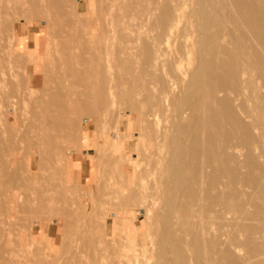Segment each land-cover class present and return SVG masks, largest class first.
Masks as SVG:
<instances>
[{
  "label": "rangeland",
  "instance_id": "374dc122",
  "mask_svg": "<svg viewBox=\"0 0 264 264\" xmlns=\"http://www.w3.org/2000/svg\"><path fill=\"white\" fill-rule=\"evenodd\" d=\"M149 1L151 2V3L149 2V4H151V5L155 4L154 0H149ZM192 1L193 0H191V1L187 0L186 1L187 2V10L196 8L197 0H194L193 3H192ZM129 2H131V0ZM161 2L162 3H160V4H162V5L165 4L164 1H161ZM188 3H189V5H188ZM79 4H80V6L77 9L78 14L76 12L77 15H75V13L72 14L74 16H71V15L69 16L68 15V17L66 19L69 20V18L72 17L73 20H72V18L70 19L72 21L71 23H73L72 26L74 28V25L76 24V26H77L76 30L78 31V30H80L81 23L85 25L86 22H84V21H87L86 24L88 25V22H89L88 18L89 17L95 18V19H97V25L95 27V30H94L93 34L95 36H98L99 34H102L103 30H104V27H103L104 23H98L99 14H98V11H97V8H98L97 3L93 2V1H88V0H79ZM160 4H159V8L160 7L162 8V6ZM193 7H195V8H193ZM133 10H134V12H136L135 9H133ZM159 10L160 9L157 10V14H158ZM130 13H132V14H130ZM136 13H138V12H136ZM129 14H130L129 20L130 19L132 20V17H134L133 18V20H134L138 16L137 14L133 13V11L130 12V10H129ZM220 14H222V13H220ZM135 15H137V16H135ZM75 16L76 17L79 16L78 19H76ZM74 19L76 21H74ZM79 19H80V23H79V21H77ZM184 19H186V17L183 18V22H184ZM74 22H77V23H74ZM181 24H183V23L181 22ZM87 25H85V27H87ZM7 28H6V32H4V40L2 41V45H1V48H0V78H1L0 79V86H1V89H3V87H4V90H2L1 103H0V105H2V107L0 106V108H1L0 109V119H1L0 120V122H1L0 125L2 126V127L0 126V130H1L0 134L2 133L1 136H0V142H2V143H0V148L3 150L2 153L4 155L3 157H4L5 161L11 159V157H13L14 155L17 154V160L20 161L21 158H22V161L24 162V164H23V162H21V164H19L18 161H15L13 163V165H12V168L14 169V173H10L9 172V174L1 175L0 176V181L3 184H5L4 186H6L5 187L6 189H10V187H11V189L13 188L12 191H14L13 193L15 195H18L19 192L21 194L24 193V195L26 193V194H29V197L31 199H34V201H30L29 202L30 207H31V209H30L31 210V214H29L30 210L28 211V209H29V207H28V209H22V211L19 210V211L15 212L13 214L15 218L12 216L13 219L11 218L10 223L0 221V226H1L0 228H2V229L4 228L3 230H5V232L7 230V232H9V237H11V238H9L10 240L8 239L9 242H6V243H8V246H9V247L7 246V249L11 250V255H13L15 257V259H17V263L18 264H132V262L134 264H161V262H162V264H189L190 261H191L190 264H196V262L199 261L198 256H200V254L197 256L196 255L197 252H195V250H196L197 246L200 245V247L198 246L199 247L198 251L200 252L201 244L203 245L205 243V241L208 240V237H209V236H206L207 233H205V232H209L211 237H212L211 234L213 232H214V234L216 233V235H215L216 237L219 234H220L221 237H222V235H224L223 241H221L222 238L219 239L220 236L217 237L218 240L215 237V240L213 242H215V241L218 242L219 241L218 243L215 242L216 244L214 243L217 247L214 246V244H211L212 240L214 239V236L212 238H209V240L211 239L209 241V242H211L210 246H208L209 245L208 241H207L208 242L207 245L205 243V246H203V248L208 249V251L211 254L215 253V249H216V253L213 254V255H214V257L216 256V254H218V256L220 255V257L217 256L218 257L217 259H220V260L222 259L221 261H223L224 258L226 257V259H225L226 262L225 261H224L225 263L221 262L222 264H230V263L231 264H239V263L240 264H243V263L244 264H249V263L250 264H264V224H263L264 219H263V222L259 221V219H260L259 216H261L262 212H264V211L261 210V209H258L257 206H256L257 208L256 207H252V205L250 206V204H252L254 202L259 203L257 201H254L255 199H257L255 196H258L259 193H260V191H259V193L257 191V189H259V186H258L257 189H255L257 191L258 195H257L256 192H253L252 195H254L255 193L256 194H255V196H252L251 193H252V190H254L253 188L255 186L257 187L256 184L257 183L260 184L259 183V178L260 179L262 178V177L257 176V175L258 174L261 175V173H262L261 171H263V170H261L259 172V170L264 167V166L262 167V163L264 161V157H263L264 156L263 155L264 154V150L261 147L258 148L259 146L250 147L246 142L245 143L247 145L243 142L245 140L244 139L245 136L242 137V135H244L243 132L245 133V131L243 130V127L245 128V130H248V132L246 131L247 134L248 133L251 134L253 132V131H251V128L254 129V127H253L254 125L252 126V124H251L252 121H251L250 124H251L252 127L250 128V126H249L250 124L248 125V123H249L248 121L250 119L251 120H253V119L251 117H249V119H247L248 116L245 117L244 111L241 112L242 108H243L242 104L244 103V101L242 99L243 98L242 91H240L239 87L237 88L239 90L238 91L239 95L241 94L240 95V99H239V97H237L238 94L236 92H235L236 94L234 93V91H236V90L233 87L230 86V83H232V81L234 82L235 78L232 77L233 75L229 77V75H231V70L228 71V72L225 71V69L226 70L228 69L226 64H225V61H224L226 58H227L226 60L228 61L227 62L228 65L230 66L231 69H233L232 68L233 67L232 66L233 65V63H232L233 60L230 57L231 53L226 52L228 47H227V45L224 46L226 43H224V44H223V42L219 43L220 40H215L213 44H216V45H212V47L215 50L214 53H215V56L217 57V59L221 58L223 60L224 66L221 65L222 63L220 65L223 66L224 68L221 67V69H219L218 68L219 65L218 66L216 65V67L213 65V64H217V62H216L217 59L215 60V58H214L215 56H214L213 50H212L213 48L210 45L209 46L211 48H209V46H207L208 48L206 47L204 49L203 48L201 49V47L199 46V43L197 44L196 42H195L196 43L195 47L192 48V50L193 49L197 50V48L199 47L198 51L200 53L198 51H196V52H198L197 55H196L195 51H192V52L190 51V54L188 56H190V59L193 62L190 63L189 61H191V60L189 59V57H186L187 59H184L185 61L183 60L184 61L183 62V66L187 67L186 66V61H187L190 64H192V63L194 64V62H195V65L198 64V66H200L199 68L202 71H204L202 68H204V67L206 68L205 69L206 75H205V77H203V81H200V84L198 83L199 85H195L196 88L198 87L200 89L199 90L200 93H197L198 89H196V93L198 95L200 94L202 96L199 95L200 97L199 96H198L199 98L197 97L199 100L196 99L194 101H197V100H198V102L200 101L199 103H200V106L202 105L201 107H203L204 104L202 102L205 99H206L205 104L208 101L207 95L206 96L203 95V94L206 93L203 90H206L205 88H207V86L204 88L203 85H206L208 82H212V80H215L213 82H215V84L216 83L218 84V82L220 80L219 78H218L219 80L216 78L218 81L216 79H211V78H209L208 75H211L214 78H215L214 74H216V77H219L218 75H222L220 78L222 79L221 81H223V82L221 84L220 83L221 81H220L219 84H221V86L218 84L217 88L220 86L223 90H221V88L219 87L220 91L217 93V95L219 93L220 94H219L218 97L216 95V98H215L216 100L218 99L217 100L218 101V103H217L218 105H215L216 102H217L216 101L215 103H213L214 106L215 107L218 106L217 110H219V108H220V109H224V110L226 109L225 111H228L226 105H228V104H229V106L232 105V103L230 104V102H232V101L228 102V100H232L231 97L236 96L237 99H236V97L233 98V100L236 99V103H235V101H233V102H234V104H238V105L237 106H233L234 105L233 104L232 106L236 107V110H237L238 107L242 106V108H241V111H240L239 108H238V111H235V109L232 106H230V109H234V113H232L233 111L230 110L226 114L227 117L224 116V114L226 112L224 110H221V112L222 111L225 112V113L222 114L224 116L223 118L227 119V120H225L226 123L224 121H222L223 119L222 120L220 119L221 120V126H222V124L225 123L227 125L226 126L227 128H228V126L229 127L231 126L232 128H231V130H229L230 128L227 129L226 127H224L223 131H221L220 134H221V137L223 139V137L226 138V136H225L226 135V133H225L226 131L227 132L229 131L230 134L234 133V135H231L234 138H231L230 136H228V135H230L229 133H227V136H228V139H230V138L233 139L236 142V144L233 142V140L230 141L231 139L227 140L226 142H224L225 141L224 140L223 142L226 144L228 141H230L231 145L234 144V146L238 145L237 143H239V146H242L243 143H244V145L241 148H244L245 151H247V153L245 151H243V152H245V154H244L241 151V148L238 146V147H236V149L232 148L230 150L231 152L230 151H229V153L226 152L225 154H223L224 156L221 157L222 154H219L220 151H218L217 150L218 147H216L217 143H221V142H219L220 140L217 142L216 141L217 139H215L216 137L217 138L219 137V133H218L219 130L218 129L222 130V127H223L222 126L220 128V125L218 124V123H220V120L217 117H219V115H220V118H221V114L218 113L219 111H217L216 108L213 107V105H212V107H210L211 109L208 108L210 106V104H212V103H209L208 104L209 106H206L208 110L206 108H203V109L206 110V112H204L205 111L204 110L201 113V107H199L198 105H196V106L199 107L198 110L200 112L198 110H195L194 109L195 108L194 104L195 103L199 104L198 102H195V103L193 102V99L196 98L195 93H193L195 95L194 98L192 97L193 94L190 95L191 98H193L192 99L193 104L191 102V105H193L192 108H189V107L187 108L186 107V106H188V104L186 105L187 101H184V102L180 101V95H183V97H184V98H182V96H181V100L182 99L185 100V96L187 97V95L185 94V90H187V89H184L183 87L187 88V85H189V83L188 84L186 83L185 85H183L185 82L183 83V82L180 81L181 82L180 83L179 81H176L177 79L176 80L174 79L175 78L174 74H172L173 76H171V74L169 75V73L172 72V67H170V65H172V64L170 62H168L171 59L170 56H172L174 51H175V53H178V52H176L177 50L179 51V49H178V48H180L179 47L180 44L178 46V43L180 41L179 39H177L178 41H173V40H176V39H173V40H171L173 42H171V43L169 42L170 45L167 44V47L164 46L165 48H163V53H164L165 56L162 53L163 56H161V57L163 59L159 60V65L158 66L162 65L160 63V61H162V63H165V61L168 60L165 64H163V65H166V66H167V63L170 64V65L168 64L167 67H169V68L166 70L168 75L171 76V77H174L173 78V80L175 82L174 85L180 83L181 87L183 86L182 87L183 89H181L180 84L176 85L175 86L176 88L174 87L176 90L173 89L174 91H177L175 93L172 90V92L174 93V95L176 97L172 94V92L170 93V95L172 94L175 97L174 98L175 100H177V98L179 97V102L180 103L182 102V106L184 104L185 105L183 107H181V104L178 102V100L175 101V103H173L174 99L173 98H172L173 100L171 99V97H173V96H169V103L172 106L171 110H169V111H171L172 113L171 112H167V113H170L169 116L167 115V113H166V115H165V113L163 115L160 114V116L162 118V122H163V125H164L163 127L165 129H168V126H169L170 129H168L169 130L168 132H167V130H165V132L162 131V132H164L162 135H165L164 138H162L163 137L162 135H161L162 137H160V135L157 137L158 133L157 134L155 133V132H158V130L156 129V125L152 126V124H153L152 120L150 122H149V120H147V115H146L147 114V109H145L147 107L142 102L144 97H146V93H143V92H145L147 90V88H149L151 90L152 85H150L148 87V84L151 83L150 80L154 79V78L149 79L150 76H151V75H149L151 73V72L149 73V71H151L152 68H153L152 69V74L153 73L154 74L155 73L158 74V75L155 74L154 77L158 76L157 81H159V84L161 83V80H164L165 82L162 81V83L166 84L167 75H166V77L164 79L161 78V77H164L165 73H166V72H164V74H163V70L161 71V68H163L165 70L166 66H163V67L156 66L154 68L152 65H149L150 63L148 64V60L145 59L142 56V54H141V53L144 52L143 55L145 54V57L147 56V53H146L147 52V48L142 46V43H141L142 41H143V43L145 41L144 38L146 37V31H148L147 29L149 28V27L148 28L146 27L147 29H146V31H144L145 32V36H143V38H142V34H144V32H142L141 38L139 39V41L142 40V39L143 40L140 41V43H138V45L141 44L142 47L139 45L140 47L136 46L138 49H136V47H130V49H129V52H132L131 48H133V50H135V52L137 51V53L139 51V55L142 56L143 60L144 59L146 60V62H144L142 64L143 65L146 64V65L145 66H141L142 65L141 63H140L141 65L140 64H136L137 67H140L141 71H139L138 70L139 68L136 67V69H135L136 73L134 71H133V73H131L132 70L136 66L135 63H137V62H135V61L139 60L138 63L142 62V60L140 61V59H142V58L139 57V55H137V53H136L137 57L135 56V59L133 57V59L135 60V61L134 60L133 61L135 63H130V64H133V65H131L130 69L132 68V66L134 68L131 69V71H129L130 69L128 70L127 68H125V70L127 69L132 75L133 74H138V76H137L138 79H140L142 76L144 77V75L147 77V73H149L148 74L149 78L148 77L147 78L144 77L147 80L149 79L150 83L147 80H145L148 83V84H146L147 86L145 85V83H146L145 81H144L145 83L142 82L144 78L140 79V80H142L141 81L142 83H140V84H143L144 87L146 86L147 87V88L145 87L146 90H145V88L143 86L140 87L141 85L138 86V84L135 83L138 79H136L133 82H131V83H133V85L129 82L132 86L136 85V87L142 88L140 90V92L142 93L141 95H143V96H141L143 99H140L141 103L138 102V104H140V106H137V103H134L132 101V99H133V100H135V102H137L139 100V98H141L140 97V93L136 94L139 91V90L137 91V89H136V92H134V93L136 95H139L138 96L139 98H137V96L135 94L134 95L136 97H133L134 95L132 96L131 95L132 93H130V92H129V94H130L129 97H127L126 96V91H125L127 88H124L125 86H123V88L125 90H122V91L125 92V96L126 97H123L124 94H121V95H123L122 96L123 100H122V97L120 96V89L122 88V84L123 83H120L122 81V79H121V81L119 80L120 78L118 76V73L120 72V69H122L124 65L119 64V62L116 63L119 66H117L115 64L112 65L110 70H112L111 72L115 73V77L117 78V79L116 78L115 79L119 80V81H116L114 79L116 81L114 86L118 85L117 86V91L118 92L114 91L116 86L113 88V92H114V95L117 94L116 97H118V93H119V97L121 98L119 100H118V98H116L118 100V101L116 100L118 102V105L119 104L120 105L118 106L117 103L115 104L114 112L111 111L113 113V116H112V113L110 112V109L108 107H100V108H98V106H100V105L103 106V105H107L108 104V96L105 97V99H104V96H106V95H104L103 97H98V99L96 98L97 101H96V99H92V100H94V103H93V101H91L90 104H92V103L93 104H92V107H89V108H93L92 110H94V106H95V110L93 112H91L92 111L91 109H89L90 110L89 111L88 108H87V110L84 111L85 108H83V109L81 108V110H79V112H81V113L78 112V114H77L78 117L76 116V123L75 124L72 123L69 118L61 117L60 122L63 123V128H65L67 126L66 124H70L71 126H75V128L71 131V134H69L71 136L64 142V145H59L58 147H51L50 149L47 150L46 153L43 154V156H42L43 158H40V156L37 153H34L35 145L33 144V141L30 140V138L33 136L32 128H31L32 116H31V113L28 110L29 108L24 105V103L22 102L23 100L21 98H23V93H24L25 90H27L26 89L27 86H28L29 89H31V87H33V82L31 80H29L28 77L25 74L26 71H28V69L33 66L32 64L36 63V61L34 59H39L38 60L39 64L43 63V65H47V66L51 67L53 65L55 56H56V58L59 56V53L57 51V49L59 47L58 46L59 38L53 33L51 28L48 29L46 27V19L45 18L37 19V17H35V16L31 17L30 15L27 18L18 16V15H13V17L11 19V22L9 23ZM26 29L28 30V33H30L31 41L28 40V37H27V35L25 33ZM47 30H48L49 33L47 32ZM5 33H6V35H5ZM97 33H99V34H97ZM194 34H196V35H194ZM190 35L191 36L193 35V38L192 37L191 38L188 37L190 39L189 40L190 42H192L191 41L192 39H195V41H197L199 35H198V32L196 30H195L194 33L191 32L189 34V36ZM228 37H229V35L226 36L227 39H228ZM117 40H119V41H117ZM116 41L117 42H115V43H118V44H120V42H121L120 39H116ZM221 43L223 44L224 49H223V47H221L222 46V45H220ZM130 44L131 43H129V46H131ZM217 44H218V46L220 48L218 47L216 49L215 46H217ZM116 46H119V45L116 44ZM52 47H54V48H52ZM49 49H50V51H49ZM139 49L141 51H143V50L144 51L141 52ZM167 49H168V51H167ZM206 49H207V51H206ZM208 49L212 50V51L211 50L210 51L212 52V55L214 56L211 59V63L212 62H214V63L211 64V65H213L215 70L218 68V70H216V71H219V73L218 72H216V73L213 72L214 73L213 74L212 71H215V70L211 69L213 67L210 68L211 70L208 67V66H210L209 65L210 61L208 62V60L205 59V58H207L209 56H212V55H208V54H211V52ZM218 49L220 50V53L217 52V51H219ZM114 50H115V47H114ZM145 50H146V52H145ZM223 50H224V52H223ZM54 52H55V54H54ZM204 52H205V55H203ZM17 53L19 54V56L17 55ZM30 53H31V55H30ZM200 54H201V56H199ZM132 55L134 56V52L129 53V56L132 57ZM138 57H139V59H138ZM201 57H202V59L199 60ZM228 57H230V58H228ZM168 58H170V59H168ZM209 58H211V57H209ZM136 59H138V60H136ZM202 60L205 61V63ZM222 60H220V61H222ZM130 62H132V61H130ZM229 63L232 64V65H230ZM130 64H128V67H129ZM147 64H148L149 67H151L150 70L148 69V67H146ZM126 67H127V65H126ZM207 67H208V69H207ZM41 68L42 67H40V70L43 69V68L42 69ZM116 68H118V69H116ZM113 69H114V71H113ZM144 69L146 70V72H145ZM116 70H117V72H116ZM147 70H148V72H147ZM153 70H156V72H153ZM122 71H124V69ZM208 71H209V73L211 72V74H208ZM140 72L141 73L144 72L146 74L143 73L142 76H141ZM196 72H197V70H196ZM196 72H194L195 73L194 77H196V76L199 77L198 74L196 75ZM199 73L201 74L202 72L199 71ZM224 73H225V75H226V73H228V78H232L233 79V80L231 79L232 81L230 83L228 82L230 79L226 78ZM131 74L129 75V77L131 76ZM131 77L129 79H131ZM134 77L136 78V75L135 76L133 75L132 78L135 79ZM204 78H205V80L207 82L204 81ZM225 78H226V80H225ZM23 80H26V81H23ZM155 80H154V82H156ZM258 80H259L258 85L262 86L261 88L263 89L264 88L263 87L264 86V75H260L258 77ZM10 81L13 82V84ZM130 81H132V80H130ZM23 82L25 83V87H24V83ZM118 82L120 83V85H119ZM138 82H140V81H138ZM205 82H206V84H205ZM256 82H257V80H256ZM21 83L23 84V86H22ZM223 83H225L224 86H223ZM125 84H127V82H125ZM154 84H153V87L157 86V88H156L157 92L155 91V88H152V91H154L157 94V93L160 92L159 87H161L160 86L161 84L159 86H158V82H156ZM232 84H231L232 86H235V82L232 83ZM131 85H129V86H131ZM228 85L231 87V89L233 88L231 91H229L230 89H227L229 87ZM21 86H22V89L24 88L23 90L20 88ZM129 86H127V87H129ZM166 86H164V87H166ZM178 86L180 87V89H179ZM130 88H128V89L130 90ZM163 88L161 87V91H162ZM149 89L147 90V92H149ZM183 90H184V92L182 94L181 91H183ZM11 91L13 92V95H12ZM122 91H121V93H124ZM152 91H151V93H152ZM225 91H226V93H225ZM14 93H17L18 96H17V94H14ZM221 93L222 94L224 93V95H222ZM225 94L226 95L229 94V98L226 97ZM150 95L151 94H149L148 96H150ZM153 95H154V93H153ZM5 96H7V97H5ZM219 97L220 98L224 97L225 100H227L226 102H221V105L223 106V108H221L222 106H219L220 105V101H219L220 98ZM100 98H103L102 101L104 102V104L102 103V101H100L101 104L98 102ZM124 98L127 99V101L131 100L130 101L131 103L129 102L130 104H128L127 102H125ZM135 98H137L138 100L135 99ZM191 98L188 101L189 103L191 101ZM222 98H221V101L224 100ZM238 99L241 101V103H240V101H238ZM209 100H210V98H209ZM143 101L145 102V104H147V99L146 98ZM13 103L15 104L16 107H14ZM224 103H226V104H224ZM172 104H175V105H172ZM176 104H177V106H176ZM178 105H180L179 106L180 109L182 108L181 110H179V108H177ZM13 107L17 111V114L15 113V115L12 117V115H11L12 113L11 112L13 111V109H12ZM175 108H176V110H175ZM184 108H185V110H186V108L188 109V111L186 110L187 113L185 112ZM26 109H27V111H25ZM191 109H194L193 113L195 112L194 115L197 116V118H196V116L192 117L194 119V121L196 122V124L194 123L195 126L197 125L196 129H197V127L199 128L200 125H203L206 122L205 124L207 126L205 124L204 125L206 127L212 126L213 130H211V131L215 132V130H214L215 127L214 126L216 125V122L218 121V123L216 125L217 126V128H216L217 132L213 133V134H210L211 136L213 135V137H214V135L215 136L217 135L214 138L215 140L210 135H207V134L211 133V131H210V129H212L211 127L209 128L210 132L208 131L209 133H205V134H204V132L206 131L205 126H204L205 131H202V126L200 127L201 129L199 131L200 132L202 131L201 133H199V131L197 129V132L199 134H202V133L204 134V138H203V134H202V136L200 135V137L203 138L204 142L206 141V143H205L206 146L202 145L203 142L201 144V141H202L201 139L202 138L200 139L198 133L194 131L195 129L192 130L193 128H191L192 127L191 122H193V119L191 120V118H190L193 115L191 113V111H192ZM213 109H215L216 112H214ZM3 110H5V111H3ZM182 110H184L183 111L184 114L181 113L183 116L180 115L178 117V114H180V112ZM197 111L199 112V115L197 114L198 113ZM208 111H210V112H208ZM173 112H174V114H173ZM230 112L232 114H235V113L238 112L239 114L237 113V115L236 114L235 115L237 117L240 115V117L235 118L236 116H234L232 114H231V116H229ZM185 113H186V115H185ZM188 113H190V114H188ZM214 113H218L219 114V115H217V117L213 116L214 118H217L216 122H215L214 118L208 117V116L214 115ZM118 114L119 115L121 114V116L119 117ZM172 114L174 116L173 119H172L173 116H171ZM200 114H201V116H200ZM203 114L204 115L206 114L205 119H206V117H208V118H207V120H205V122H202V124H201V121H200V119L198 120V118H200V117L204 118ZM207 114H209V115H207ZM241 114H243L244 117L241 116ZM184 115L187 118L186 117L184 118ZM256 116H258V120H259V118H261L262 115L258 114ZM150 117L152 118V116H150ZM165 117H167L166 120L168 119V117L171 120L170 121L167 120V123H165L166 122V120L164 119ZM241 117H243V119H241L240 121L243 120L244 123L243 122L242 123L245 126L239 125L241 123V122L239 123V119ZM115 118L116 119L119 118L121 120V127L120 128H117V126H115V123H116ZM182 118L185 119V122H184L185 125L183 124L184 120ZM209 118H211V121L214 119L213 120V123L215 122L214 125L208 124V122L211 123L210 121H208ZM188 119H190L191 127H189L190 124H186V123H189ZM181 121H182V123H181ZM198 121L200 123L199 126H198ZM202 121H204V120H202ZM81 123H82L83 127L80 130V128H77V126L79 127V125ZM25 124H27V125H25ZM165 124H167V127H165ZM28 125H30V126H28ZM186 125H188V126H186ZM208 125H210V126H208ZM225 128L227 129L226 131H225ZM173 129H175V130H173ZM77 131L80 134V136L78 135V137L76 136L77 135ZM172 131H174V132H172ZM175 131H177V134H176ZM11 133H14V134H11ZM153 133H155V136H154ZM159 134H161V133H159ZM206 135L209 136L210 139L212 138V140L216 141V143L214 141H211L209 138L207 139V137L205 138ZM178 137H179V140H178ZM241 137H242V139H244V140H240V141H242V145H240V141H239V139H241ZM173 138H175V139H173ZM184 138L187 139V140H185ZM218 139H220V138H218ZM11 140H13V141H11ZM172 140H173V144L174 145L171 143ZM237 140H238V142H237ZM155 141L158 142V143L155 144L156 143ZM208 141L210 143H212V144L215 143V146L212 145L213 147L211 148V145L207 144ZM12 142H13V144H12ZM189 142H191L192 145H195L196 147L191 146L189 144ZM193 142H194V144H193ZM223 142H222V145H224ZM18 143H20V144L18 145ZM107 144H108V147L106 146ZM182 144H183V146H182ZM188 144L192 147V149L194 148L193 151L194 150L197 151L198 149H199V151L201 150L202 153L200 152V154H199V151L197 152V155H198L197 157L198 158H199V155L202 156L203 154H205V153H203L204 149L202 148V146H205L207 148L208 145H209L210 147H208V149L211 151V156L214 153L213 156H212L213 157V161L210 160L211 162H209V163L213 162L212 164L218 165V163H214L216 158H217L216 162L219 161L218 158H221V159L224 158L225 159V162H224L225 164L221 162L223 160L222 159L221 161H219V163L221 162L220 167H223V169H225V170L227 169L226 170L227 172L229 171L228 173L225 171L226 175L228 174L229 177L226 176V175H223V171L224 170L221 169L222 173H218V174H221L222 176H224V178H226V180L223 179V177L221 175L217 174V172H216L217 170L215 171L216 167L214 165H212V164H210V165L204 164V167H206V169H203L204 167L202 166V171H197V168L195 169V166L197 164H199L198 162H200L201 159H202V162H205L203 160V158L204 159L206 157L208 158L210 152H209L208 149L205 148L204 152H206V153L209 152V153L207 154V156L203 155L202 156L203 158L201 157V159H198L199 161L196 162V164H195V161L193 162V160L196 159V157H195L196 155H194V153H196V152L191 151V152H193V156L194 157L191 154L190 155L192 157L189 156L188 154L190 152H188V150H189ZM222 145L220 146V149H223ZM17 146H18V148H17ZM109 146H111V147H109ZM173 146H176L177 148L176 147L173 148ZM244 146H246V148ZM183 147H185V149H183ZM186 148H187V150H186ZM17 149H18V151H15ZM177 149H179L178 152L179 151L181 152L182 149L187 151V152H185V156H183V154H184L183 151L180 153L182 155L181 156L176 151ZM237 149L238 150L240 149L239 152L241 153V155L239 153V156L242 157V159H243V157L246 154L247 155L249 154L246 157L251 156L249 158H252V161L251 160H249V161L251 162L252 166L256 164L255 166H253L254 169H257L256 171L255 170L253 171V172H256V174H255L256 176L255 175L252 176V174H251L252 171L247 170V168L250 166V164H249V166L247 164L249 162L248 161L249 158L246 159L248 162L247 161L245 162V158H244V163L240 162L241 164H245L244 166L239 164V161L243 162V160H241V158L239 156H236V155H238V154H236L238 152ZM244 149H242V150H244ZM98 150L101 151V155L100 156L98 155V153H99ZM173 150H174L175 153L173 152ZM216 150L218 152H216ZM232 150H233V153H235L236 155L233 156ZM252 150H253V152H252ZM29 151H33V153H34V154H32V167H31V169H28V167H27V165L25 163V160L23 159L24 158L23 154H25L26 152L29 153ZM108 152H109V154H108ZM110 152H111L112 155L110 154ZM113 153H115V155L116 154L117 155L115 156ZM165 153H167V154H165ZM168 153H169V156H168ZM173 153L174 154L178 153V155L181 158L182 157L183 158L186 157V159L188 158L187 159L188 161H186L185 158L184 159L182 158L185 161V163L182 161L183 165L184 166L186 165V167L188 166L189 168L192 166L190 168V170L193 171L195 169L196 171L194 170L195 171V172L193 171L194 173H197V172L200 173L201 172L199 174V175H201V174H203L205 172L204 173L205 175L204 174L203 175H204V178H206V180L204 179V181H207V182H204L202 180L201 183H203V182L204 183H203V185L201 184V186L199 185L200 187L198 186L199 189L196 186L197 185L196 178H198V184H199L200 183L199 180L203 179V177L202 178L197 177L198 173L195 174L196 178L193 181V182L196 181L195 182V184H196L195 186H193L194 183L191 185L192 182L190 184L187 183L186 181H185L186 182L185 184L183 183V185H185V186L187 184V186L189 185V187L190 186L196 187V189L193 188L192 191H191L192 193H194L196 191L195 192L196 195L192 194V195H194L193 196L194 198L197 195H198L197 197H199V198H201V197L204 198L202 195L205 194V196H206L207 194L205 192H207V191L208 192L209 191L213 192L212 197L216 196V194H218V196H216V197H218L219 200H220V197H221L222 200H220V201L222 203L218 202V206L215 205V204H217L216 202L215 203L213 201L208 202V203H212L213 202L214 204L213 203L212 204H213V206L215 205L214 207H216V208H214L211 205H210L211 206L210 208H209V205H208V207L205 206V207H207V209H211L212 207L214 209H217V210L213 211V214L215 212L214 221L211 222V219H213V217L212 218L209 217V215L210 216L212 215L211 213H209L207 215L208 211L204 212L206 210L205 207H204L205 210L201 209L202 208L201 205L204 204L205 201L202 203L201 199L200 200L198 199V202L195 201V203H193L194 202L193 200H195L196 198L193 199V200L191 198V201H193V202H191L193 206L190 204L189 196L190 197L192 196L190 191L186 193V191L188 190L187 186L183 187V186H181V184H179V180H178V177H177L178 173L176 174L177 178L174 176V173H176L177 170H176V172H174V169L172 171V168L178 169L179 163H180V161H176L175 162V160H179L180 157L177 155L178 158L177 157L173 158V155H174ZM253 153H255V154H253ZM120 154H123V155L125 154V156H123V155L120 156ZM171 154H172V158H173L174 161H170L171 160V157H170ZM215 154L216 155L219 154V155H217V157H216ZM242 154H243V156H242ZM58 156L63 158V159H61L62 163H60V164L57 163ZM166 156H168V157L166 158ZM187 156H189V157H191L193 159L192 162L190 160L191 158H189ZM232 156L233 157L236 156V161H234L235 158L233 159ZM18 157H20V159H18ZM120 157H122V158H120ZM161 157H162V159H161ZM214 157H216V158H214ZM115 158H116V163H118V164L115 163L118 166V170L116 168V165H113L114 162H115ZM207 158L205 159V160H207L205 163H208L209 159H207ZM163 159H164V161H163ZM167 159H170V160H168V162H166ZM210 159H211V157H210ZM254 160H255V162H254L255 164L253 163ZM61 161H58V162H61ZM112 161H114V162H112ZM188 162L191 163L192 165L189 166L190 164ZM110 163H112V164H110ZM193 163L195 164V166L193 165ZM233 163H235V164H233ZM236 163L240 167L237 166L238 167L237 168L236 167ZM51 165H53V166H51ZM174 165L175 166L177 165L178 167L177 166L174 167ZM234 165H235V167L237 169L240 168L239 170L235 169L237 172H234V170H233L234 169ZM225 166H227V167H225ZM241 166H243L245 168H243ZM252 166L249 169H251ZM120 167H124V168L127 167V168L119 170V169H121ZM211 167H213L215 169H213ZM56 168H57L58 171L56 170ZM189 168L186 171H187V174L190 173L189 177H191L194 174L191 175V172H189L190 171ZM192 168H194V169H192ZM199 168H201V165H199ZM253 168L251 170H253ZM212 169L214 171H213V173H210ZM241 169L242 170L246 169L244 171L245 172L244 175H243L244 172H241ZM23 171H25V172L23 173ZM67 171L69 172V175H68ZM219 171H220V169H219ZM246 171H247L248 174L250 173L251 176H248V174H246ZM206 173H208V174H206ZM209 173L212 174L213 179H212V177L208 176ZM235 173L239 175V178L241 177L242 181H240L241 179L236 178V176H238V175H236ZM23 174H25L24 177H23ZM47 174H49V175H47ZM233 174L235 175V177L233 176ZM170 176L174 180L177 179L176 182L175 181L174 182L177 185L179 184L178 186L177 185L174 186L175 184H174L173 180H171L172 182L170 181ZM186 176H185L184 179L187 178ZM219 176L223 179V180H221L222 182L224 181V183H226L227 180H228L227 178H230L231 179L230 182H233V183L229 182V185L230 184L234 185V183H235L236 186H234V188H238V190H239V187H241V189L244 190V192L246 191L245 193H243V191H241L243 194H245L243 197H242L243 194H241V192L239 191V193L241 194V199H239V198L238 199L240 201L236 198V197H238L236 195L238 194L240 196V194L237 193L235 195L234 191H233L234 188H232L231 190L228 189L227 190L228 194H226V192H225L226 195H229V193H232V191H233V195L230 194L233 197H230V195L228 197H223L224 193L221 196L220 192L226 191V186L224 188L225 190L223 188H222L223 189L222 191L219 190V189H221V188H219L217 186L218 179L220 181V178H218ZM159 177H161V182H164V180L166 181V182H164V184L165 183L167 184L168 183L167 181L169 180V184H167V186L168 185L169 186L168 187L165 186L166 184L165 185L164 184L163 185L162 184H158L159 183L158 180H160ZM242 177H244V178L246 177L247 180H245L246 178L243 180ZM251 177L252 178L254 177L253 179L256 180V182H255V180H253L254 182L251 180L252 184L255 183L254 184L255 186L252 185L254 187L249 185V184H251L249 182ZM154 178H156L157 180L154 179ZM192 179H194V176L192 177ZM235 179L237 181L239 180L240 182L239 181L238 182L241 183V184H239ZM33 180H36L35 183H33ZM154 180H156V182H158V183H156V186L153 184V183H155ZM189 181H191V180L189 179L188 182ZM4 182H6V183H4ZM170 182L173 185H171ZM16 184L18 185L17 187L15 186ZM31 184H32V187H31ZM62 184H63V186H62ZM120 184H122V185H120ZM227 184H228V182H227ZM159 185H162V187L165 186L167 190L166 191L163 190L164 187L161 188V186H159ZM153 186H155V187L153 188ZM158 186H159V188H158ZM170 186H174V187H172V190H170L171 189ZM237 186H239V187H237ZM176 187H179L180 189L176 188ZM14 188H15V190H14ZM173 188L174 189L176 188V189L174 190ZM227 188H230V187H227ZM176 190H177V192H176ZM45 191H47V192H45ZM1 192H2V190H1ZM210 192L208 194H210ZM58 193H59L60 196L58 195ZM189 193H190V195H188V197H187L188 199H187L186 196ZM214 193H215V195H214ZM219 193H220V196H219ZM3 194H4V192H2V194H0L1 198L4 196V198H3L4 200L5 199L6 200L10 199L9 193H5L4 195ZM125 194H127V195H125ZM184 194H186V195H184ZM248 194H249V196H251V197H249L251 200H252V197H255V199L252 200L254 202H252V201H248L247 202L246 201V199H249V198H247ZM52 195L56 196V197L52 198ZM123 196L124 197L126 196V197L123 199ZM262 196H264V195L261 193L260 197L258 196L259 197L258 200H260V198ZM36 197H40V199L38 200V199H36ZM131 197H133V198H131ZM206 197L209 198L208 196H206ZM206 197H205V199H206ZM229 197H230V202L228 200V202L225 203V201H226L225 200L224 201L225 206H222L223 205V199L224 198H226V199L228 198L229 199ZM261 199L263 200L264 198H261ZM36 200H38V201H36ZM40 200H42V201H40ZM213 200L215 201L216 199L213 198ZM207 201H209V199ZM207 201L205 202L204 205H206ZM242 201L245 202V205L248 204V205H246L247 208L244 206V203H242ZM188 202H189V204H188ZM196 202L200 204V207H201L200 209L201 210H199V211H201L203 213H206L205 215L208 216V218L210 219L209 222H211V224L213 222L215 223V224L213 223L212 225H208V224L204 225V223H203V225L206 226L208 231L206 229H205L206 230L205 232L202 231V229H204L203 228L204 226H202L201 230L199 228V226H201V222H199V220H200V217H201V215L203 213L200 214V212L197 211L199 206H198V204ZM182 203H184V204H182ZM262 203H264V202H262ZM44 204H47V205H44ZM194 204H197V206L196 205L194 206ZM242 204H243V207L241 206ZM65 205L67 207H65ZM182 205H183V207H181ZM221 206H222V208H221ZM37 207H39V208H37ZM241 207L245 208V209H243L245 214L246 213L250 214V213H248V209H249V212H250L251 208H252V210H254L253 208H256L255 210H257V211H255V212H258V210H259V212L262 211L261 214L259 213L260 214L258 216L259 219H257L256 223L253 222V224L250 225L249 223L251 221L250 222L248 221V223L244 222L245 223V225H244V223H242V224L240 223L241 220L237 222V218L239 219L240 213H241V211H243V210H241ZM218 208H221V210L220 209L218 210ZM58 209H59V211H58ZM211 210H213V209H211ZM252 210H251V213H253L255 215V212L254 211L252 212ZM23 211H25V212H23ZM189 211L191 213H189ZM221 211H223V212H221ZM197 212L200 214V215L198 214L199 215V220L197 219L198 218L197 217L198 216ZM186 214H187V216H186ZM182 215H184V216H182ZM190 215H191L192 219H190L191 218ZM251 216H252V214H251ZM256 216L255 217L254 216L251 217L252 219H250V220L255 219ZM184 219H186V220H184ZM205 219H207V218H205ZM209 219H207V220H209ZM182 220H183V223H182ZM206 222L208 223V221H206ZM233 222H235L236 224L233 223ZM174 223H176V224L174 225ZM254 223L258 225V227L260 229L259 232H257L258 230L254 231L255 229L258 228V227L255 228V226H253V225H255ZM216 224H217V226H216ZM10 225H12V226H10ZM248 225L249 226H253L254 228H250ZM94 226L97 229L94 228ZM168 226H169V228H168ZM209 226H211V228L213 226L212 230L210 229ZM220 226L222 228H224V229H222V228L221 229L225 233L220 228H218ZM82 228H84V229L82 230ZM187 228H189V229L186 231ZM217 228L219 230H221L224 234L221 235V233H222L221 231H220L221 233H217L219 231V230L217 231ZM99 229H101V230H99ZM192 230H194V232ZM195 230L198 232V234L200 236L195 235V232H196ZM198 230H200V232ZM209 230H211L213 232L211 233V231H209ZM172 231H173V233H171ZM191 231L194 233V235H193V233ZM201 231L203 233H205V236L202 237V240L200 238L201 235H203V233H201ZM249 231L252 232V233H249ZM15 232H17V233H15ZM249 234H252V235H249ZM7 235H8V233H6V236H4V237H7ZM184 235L188 236V237H186L187 241H185L187 243L184 244V241H183L182 242L183 245H181L179 243L181 242V240H183V238L181 239V237H183ZM12 236L13 237L15 236V237L13 238ZM195 236L198 237L197 239L200 238L201 241L197 240L195 238ZM204 237H206L207 239L204 240ZM3 238L0 239L1 242H3V240H4ZM12 238H13L12 241L15 240L14 241V243L16 242L15 244L11 241ZM189 238L191 239V241H190ZM5 239H7V238H5ZM184 240H185V236H184ZM188 241H190V243ZM192 241H195V243L192 242ZM203 241H204V243H203ZM191 242H192V244H191ZM197 242H201V244L197 245ZM250 242H251V244H250ZM219 243H220L221 247L219 245H217ZM9 244L11 245V247H10ZM222 244H224V246H222ZM12 245H13V248H12ZM218 246L220 248H218ZM209 247H210V250H209ZM223 248H226L227 250L223 249ZM12 249H14V250H12ZM13 251H14V253H13ZM208 251L205 250V252L209 256V252ZM211 251H213V253ZM202 252L206 255V253L204 251H202ZM252 252H253V254H252ZM4 254L8 255L7 252H4ZM163 255H165V256H163ZM205 255H204V257L202 255L200 256L202 262L199 261L200 262V263L198 262L199 264H202L204 260H205L204 261L205 263L207 261H209V260L206 261V259H208V257L206 255V257H207L206 258ZM191 257L194 259L193 263H192L193 259ZM214 257L213 258L211 257V259H214V260L210 259L211 263H209V264H212V262H214V261L215 262H217V261L219 262V260L216 261L215 260L216 257L215 258ZM245 257H246V259H245ZM202 258H206V259H202ZM260 258H262V259H260ZM140 259H142V260H140ZM195 260H196V262H195ZM216 264H218V263H216Z\"/></svg>",
  "mask_w": 264,
  "mask_h": 264
},
{
  "label": "bare ground",
  "instance_id": "6f19581e",
  "mask_svg": "<svg viewBox=\"0 0 264 264\" xmlns=\"http://www.w3.org/2000/svg\"><path fill=\"white\" fill-rule=\"evenodd\" d=\"M88 1H93V2H96L97 3V5H98V8H97V11H98V14H99V16H98V23H104V30H103V33L102 34H99V33H97V34H99L98 36H95L93 33H94V30H95V27H96V25H97V19H95V18H92V17H89L88 19V25L86 24L87 23V21H84V22H86L85 23V25H87V27H85V25L84 24H82L81 23V26H80V30H76L77 29V26H76V24L74 25V28H73V26H72V24L73 23H71L72 21L70 20L72 17H70L69 18V20H67L66 18L68 17V15L70 16H74V15H72V14H74L75 13V15H77L78 14V12H77V9L79 8V6H80V4H79V0H0V48H1V45H2V41L4 40V32H6V28L8 27V25H9V23L11 22V19H12V17H13V15H18V16H21V17H25V18H27L29 15L32 17V16H35V17H37V19H42V18H45L46 19V27L49 29V28H51L52 29V31H53V33L59 38V44H58V49H57V51H58V53H59V56L56 58V56H55V58H54V62H53V65L51 66V67H49V66H47V65H43V63L42 64H39L38 63V60L39 59H34L35 61H36V63L35 64H32L33 66L31 67V68H27L28 69V71H26V76L28 77V79L29 80H31L32 82H33V87H31V89H29L28 88V86H27V90H25L24 91V93H23V98H21L23 101V103H24V105L26 106V107H28L29 109V112L31 113V116H32V119H31V128H32V132H33V136L30 138V140L31 141H33V144L35 145V151H34V153H37L39 156H40V158H43L42 156H43V154L44 153H46L47 152V150L48 149H50L51 147H58L59 145H64V142L71 136V135H69V134H71V131L75 128V126H71L70 124H66L67 126L65 127V128H63V123L62 122H60V119H61V117H67V118H69L70 120H71V122L72 123H76V116L78 117V112H79V110H81V108L83 109V108H85L84 109V111L85 110H87V108H88V110L89 109H93V108H89V107H92V104L94 103V100H92V99H98V97H103L104 95H106V96H104V99H105V97H107L108 96V104L107 105H100V106H98V108H100V107H108L109 109H110V112L112 111V112H114V109H115V104L117 103V105H118V100L119 99H121L120 97H119V93H118V97H116V95L117 94H115L114 95V92H113V88L116 86H114V84H115V82L116 81H121V79H122V81L120 82V83H123L122 84V88L120 89V96L122 97L123 95H121V94H124V96L123 97H129V92L130 93H132L131 95L133 96L135 93L134 92H136V89H137V91H138V93H136V94H139L140 93V97L141 96H143V95H141L142 93L140 92V90L142 89V88H139V87H136V85L135 86H132L133 85V83H131V82H133L134 80H136V79H138V74H133L134 76L136 75V78L135 79H133L132 77H133V75L131 74V73H133V71L135 72V69H136V67H137V65L136 64H142V63H144V62H146V60L145 59H147L148 60V64L149 65H152L154 68L156 67V66H158L159 65V60H162L163 58L161 57V56H163L164 55V53H163V48H165V47H167V44H169V42L171 43V42H173V41H178L177 39H179L180 41H179V43H178V46H179V44H180V48H178L179 49V51L177 50L176 52H178V53H175V51H174V53L172 54L170 51V53L172 54V56H170L171 57V59L170 58H168V59H170L169 61L168 60H164L165 61V63L168 61V62H170L172 65H170L169 63H167V66H168V64L170 65V67H172V72L171 73H169V75L171 74V76H173L172 74H174V77H171V76H169L168 75V73H167V69L169 68V67H167L166 65H163V64H165V63H162V61H160V63L162 64V65H160V66H158V67H163V66H166V68H165V70L163 69V68H161V71L163 70V74H164V72H166L165 73V76L164 77H161V78H165L166 77V75H167V77H166V84L164 85L163 83H162V81H164V80H161V83L163 84H159V81H157V78H158V76H155L154 77V75L156 74V75H158L157 73H153L152 74V69H151V71H149V73H147V77L149 78V76H148V74L149 75H151L150 76V78L149 79H151V78H154V79H152V80H150L151 81V83L149 82V79L147 80V79H145L144 77H146L145 75H144V77L142 76V74L144 73H141V78L140 79H142V78H144L143 79V81L142 80H140V79H138L135 83L136 84H138V86L139 85H141L140 87H144V85L143 84H140V83H142V82H144L145 80H147L150 84H148L147 83V81H145L144 83H145V85L146 84H148V87L150 86V85H152V87H151V90L149 89V88H147L146 86V88H147V90L149 89V92H147V90H146V88H145V92H143V93H146V97H144V99L146 98L147 99V104H145V102L143 101L144 99L141 97V98H139L138 96L139 95H136L137 96V98H139V100L137 99V98H135V99H137L136 101L137 102H135V100H133L132 99V101L134 102V103H137V106H140V104H138V102L139 103H141L140 101V99H143L142 100V102L144 103V105H146V107L147 108H145V109H147V120H149V122L152 120V122H153V124H152V126L153 125H156V129L158 130V132H155L156 134L158 133V135H157V137L160 135V137H162V138H164L165 137V135H162L164 132H165V130H167V132L169 131L168 129H170L169 128V126H168V129H165L163 126V122H162V118H161V116H160V114H164L165 113V115H166V113L167 112H171V111H169V110H171V108H172V106H171V104L169 103V96H173L174 95V93L175 92H177V91H174L173 89H175L176 87V85H179L181 82H185L183 85H185L186 83L188 84L189 83V85H187V88L186 87H183L184 89H187V90H185V94L187 95V97L185 96V100H181V96H182V98H184L183 97V95H180V101H182V102H184V101H187V103H186V105L188 104V106H186L187 108L189 107V108H192L193 107V105H191V102H192V99L195 97V95H196V98L195 99H193V102L195 103V102H198V98L200 97V96H202V95H198L197 93H200V89L197 87L196 88V86L195 85H199L200 84V81H203V77H205V75H206V73H205V67L204 68H202L204 71H202L199 67L200 66H198V64L197 65H195V62H194V64L192 63V64H190L191 62H193L191 59H190V56H188L189 54H190V51L192 52V51H195V54L197 55V53L199 52L198 50V48H197V50L195 49H193L192 50V48H194L195 47V44L197 43H199V46L201 47V49L203 48H206L207 46H211L212 47V45H216V44H213L214 43V41L215 40H220L219 41V43L220 42H223V44L224 43H226L224 46H226L227 45V51L226 52H229V53H231V59L233 60V65L232 64H230V65H232L231 67L233 68V69H231L230 68V66L228 65V61L225 59L224 61H225V64H226V66H227V68L229 69H225V71L226 72H228V71H230L231 70V75H229V77L230 76H232V77H234L235 78V80H234V82H235V86H232L233 84L232 83H234L232 80V78H228V73H226V75H225V73H224V75L226 76V78H228V79H230L228 82L230 83L231 81H232V83H230V86L231 87H233L236 91H234V93L236 92L237 94H238V96L237 97H239V99H240V95H239V90L237 89L238 87H239V89H240V91H242V93H243V101H244V103L242 104V106H243V108H242V106L241 107H238L239 109H240V111H241V108H242V111L241 112H243L244 111V113H245V117H247L248 116V118L247 119H249V117H251L253 120H249L248 122V125L251 123V121H252V126L254 127V129L253 128H251L252 126H251V124L249 125L250 126V128H251V131H253L251 134H247V132H248V130H245V128L243 127V130L245 131V133L243 132V134L244 135H242V137L243 136H245L244 137V139H242V137H241V139H239V141L240 140H244L243 142L245 143H247L250 147H252V146H254V147H257V146H259L258 148H262L263 150H264V88L262 89L261 87L262 86H259L258 85V82H259V80H258V77L260 76V75H264V0H197V2H196V4H197V6H196V8L195 7H193V8H195V9H190V10H187V0H161V1H164L165 2V4L164 5H162V4H160V3H162L160 0H154V3L155 4H153V5H151V4H149V0H131V2H129L128 0L126 1V0H88ZM126 1V2H125ZM189 1V0H188ZM191 1V0H190ZM194 1V0H193ZM193 1H192V3H193ZM129 2V3H128ZM151 3V2H150ZM208 3V4H207ZM159 4L162 6V8L160 7L159 8ZM188 5H189V3H188ZM194 5V4H193ZM195 6V5H194ZM191 8V7H190ZM133 9H135V11L136 12H138V13H136V12H134V10ZM158 9H160L159 10V12H158V14H157V10ZM129 10H130V12H132L133 11V13H135V14H137V15H135V16H137L134 20H133V18L134 17H132V20L130 21L129 20V17H130V14H132V13H130L129 14ZM132 10V11H131ZM195 10V11H194ZM76 12H77V14H76ZM220 13H222V14H220ZM157 14V15H156ZM67 15V16H66ZM27 16V17H26ZM66 16V17H65ZM132 16V15H131ZM76 17V16H75ZM74 17V18H75ZM78 17L79 16H77L76 17V19H78ZM184 17H186V19H184V22H183V18ZM14 19V18H13ZM36 19V18H35ZM27 20V19H26ZM72 20H73V18H72ZM202 20V21H201ZM74 21H76L75 19H74ZM77 21H79V23H80V19L79 20H77ZM82 22V21H81ZM181 22L183 23V24H181ZM74 23H77V22H74ZM76 26V27H75ZM148 29H147V28ZM8 29V28H7ZM10 29V28H9ZM146 29L148 30V31H146ZM77 32H76V31ZM195 30L198 32V35H199V37H198V39H197V41H195V39H192L191 41L192 42H190L189 40V38H193V35L191 36H189V34L191 33V32H195ZM144 31H146V37L144 38V43H143V39L142 40H140V41H142L141 43H142V46H144L145 48H147V52H146V50H145V52L147 53V56L145 57V54L143 55V51H141L140 49V51L141 52H143V53H141L142 54V56L145 58L144 60H143V58H142V56L141 55H139V51H138V53H137V51L135 52V50H133V48H131V51L132 52H134V56L132 55V57L131 56H129V53H132V52H129V49H130V47H136V46H141V44H139L138 45V43H140V41H139V39L141 38V34H142V32H144ZM47 32H48V30H47ZM9 33V32H8ZM49 33V32H48ZM5 35H6V33H5ZM194 35H196V34H194ZM227 35H229V37H228V39L226 38V36ZM53 36V35H52ZM143 36H145V32H144V34H142V38H143ZM6 37V36H5ZM189 37V38H188ZM197 37V36H196ZM12 38V37H11ZM51 38V37H50ZM116 39H120V44H118V43H115V42H117V41H119V40H117L116 41ZM173 39H176V40H173ZM171 40H173V41H171ZM10 42V41H9ZM52 42V41H51ZM196 42V43H195ZM129 43H131L130 45L131 46H129ZM53 44V43H52ZM116 44L117 45H119V46H116ZM223 44L221 43L220 45H222L221 47H223V49H224V46H223ZM170 45V44H169ZM54 46V45H53ZM139 46V47H140ZM141 46V47H142ZM165 46V47H164ZM176 46V45H175ZM174 46V47H175ZM209 46V48H211ZM12 47V46H11ZM114 47H115V50H114ZM216 47V49L219 47L218 46V44H217V46H215ZM51 48V47H50ZM52 48H54V47H52ZM173 48V47H172ZM208 48V47H207ZM213 48V47H212ZM220 48V47H219ZM226 48V47H225ZM46 49V48H45ZM136 49H138L137 47H136ZM229 49V50H228ZM176 50V49H175ZM209 51L211 50V49H208ZM213 50V54H214V56H215V53H214V48L212 49ZM211 50V51H212ZM219 50V49H218ZM49 51H50V49H49ZM166 51V50H165ZM167 51H168V49H167ZM196 51H198V52H196ZM206 51H207V49H206ZM210 51V52H211ZM217 52H219L220 53V50L219 51H217ZM223 52H224V50H223ZM24 53V52H23ZM53 53V52H52ZM136 53H137V55H139V57H141L142 59H140V61L142 60V62H139L138 63V59H139V57H138V59H136V60H138V61H135L134 59H135V56H136ZM162 53H163V55H162ZM167 53V52H166ZM169 53V54H170ZM200 53V52H199ZM202 53V52H201ZM209 53V52H208ZM21 54V53H20ZM54 54H55V52H54ZM17 55L19 56V54L17 53ZM30 55H31V53H30ZM51 55V54H50ZM203 55H205V52L203 53ZM208 55H212V52H211V54H208ZM226 55V54H225ZM52 56V55H51ZM165 56V55H164ZM168 56V55H167ZM199 56H201V54L199 55ZM213 55L212 56H209V57H211V58H209V57H207V58H205V59H207L208 60V62L210 61V66H208L209 67V69L211 68V67H213V65L216 67V65L218 66L219 65V69H221V67L222 68H224L223 66H224V63H223V60L221 59V58H219V59H217V57L215 56L214 57ZM133 57H134V59H133ZM137 57V56H136ZM186 57H189V59L191 60V61H189L190 63H188L187 61H186V66L187 67H184L183 66V62L185 61L184 59H187ZM196 57V56H195ZM206 57V56H205ZM212 57H214L215 58V60L217 59V64H213L214 62H212L211 63V59H212ZM230 57H228V58H230ZM2 58V57H1ZM8 58V57H7ZM31 58V57H30ZM52 58V57H51ZM225 58V57H224ZM194 59V58H193ZM197 59V58H196ZM202 59V57L199 59V60H201ZM204 59V58H203ZM204 59V60H205ZM210 59V60H209ZM135 62H137V63H135ZM184 60V61H183ZM214 60V59H213ZM220 60H222V61H220ZM22 61V60H21ZM24 61V60H23ZM130 61H132V62H130ZM163 61V62H164ZM203 61V60H202ZM206 61V60H205ZM205 61H203L204 63H205ZM2 62V61H1ZM8 62V61H7ZM119 62V64H122V65H124L123 66V68L122 69H120V72L118 73V76H119V80H116L117 78L115 77V73H113V72H111L112 70H110L111 69V67H112V65H117V66H119L118 64H116V63H118ZM207 62V63H208ZM4 63V62H3ZM130 63H135V68L132 66V68L131 69H133L132 70V72L130 73L129 71H131V69H130V67H131V65H133V64H130ZM188 63V64H187ZM199 63V62H198ZM222 63V64H221ZM48 64V63H47ZM128 64H130L129 65V67H128ZM140 64V65H141ZM148 64H147V66L146 67H148V69L150 70V68L151 67H149L148 66ZM211 64H213V65H211ZM223 65V66H221V65ZM126 65H127V67H126ZM146 65V64H145ZM145 65H141V66H145ZM208 65V64H207ZM206 65V66H207ZM225 66V67H226ZM229 66V67H228ZM23 67V66H22ZM40 67H42L41 69L42 70H40ZM208 67H207V69H208ZM125 68H127L126 70H125ZM137 68H139L138 70L139 71H141L140 70V67H137ZM218 68L216 69V70H218ZM2 69V68H1ZM26 69V70H27ZM116 69H118V68H116ZM124 69V71H122ZM142 69V68H141ZM147 69V68H146ZM157 69V68H156ZM200 69V70H199ZM211 69H213V70H215L214 69V67L213 68H211ZM210 69V70H211ZM145 70V69H144ZM159 70V69H158ZM171 70V69H170ZM169 70V71H170ZM196 70H197V72H196ZM209 70V71H210ZM212 71V73L214 72V73H216V72H218L219 73V71ZM233 70V71H232ZM2 71V70H1ZM113 71H114V69H113ZM137 71V70H136ZM199 71L200 72H202L201 74L199 73ZM207 71V70H206ZM209 71H208V74H211V72L209 73ZM224 71V72H225ZM116 72H117V70H116ZM138 72V71H137ZM145 72H146V70H145ZM147 72H148V70H147ZM153 72H156V70H153ZM194 72H196V75L198 74L199 75V77H194ZM3 73V72H2ZM131 74V79H129L130 77H129V75ZM136 73V72H135ZM139 73V74H140ZM213 73V74H214ZM144 74H146V73H144ZM162 74V73H161ZM162 74V75H163ZM153 75V76H152ZM223 75V76H224ZM117 76V75H116ZM209 76V78H211V79H218L219 80V82L222 80L220 77L222 76V75H218L219 77H216V74H214V76H215V78L213 77V76H211V75H208ZM21 77V76H20ZM146 77V78H147ZM160 77V76H159ZM213 77V78H212ZM116 78V79H115ZM173 78L176 80V81H181L179 84H176V85H174V80H173ZM226 78H225V80H226ZM1 79V78H0ZM3 79V78H2ZM116 81H115V80ZM156 79V80H155ZM160 79V78H159ZM210 79V80H211ZM216 79V80H217ZM232 79V80H231ZM27 80V79H26ZM26 80H23V81H26ZM130 80H132V81H130ZM154 80L156 81V82H158V86L160 85L162 88L164 87V86H166V87H164L163 89H162V91H161V87H159V90H160V92L159 93H155L154 91H152V88H155V91L157 92V86L155 87H153V84L154 83H156V82H154ZM217 80V81H218ZM256 80H257V82H256ZM8 81V80H7ZM21 81V80H20ZM127 82V84H125V82ZM138 81H140V82H138ZM142 81V82H141ZM204 81H206L205 80V78H204ZM213 81H215V80H212V82H208L207 84H206V82H205V84L206 85H203L204 86V88L207 86V88H205L206 90H203V91H205L206 93L205 94H203V95H207V99H208V103L206 102V104H205V101H206V97L202 100L203 102V104L205 105H203V107H201L200 106V101L198 102L199 104H194V106H195V110H198L199 109V107H201V113H202V111H204L205 109H203V108H206L207 109V107L206 106H209L208 104L209 103H212V104H210V106L208 107V108H210V107H212V105H213V107H215L214 106V104L213 103H215L217 100L215 99L216 98V95H217V93L220 91V86H221V84H222V82L223 81H221L220 83L221 84H219V82H218V84L220 85L218 88H217V86H218V84L216 85L215 84V82H213ZM11 82V81H10ZM132 84H130V83ZM138 82V83H137ZM165 82V81H164ZM261 82V81H260ZM12 84H13V82H11ZM24 83V82H23ZM119 83V82H118ZM120 83H119V85H120ZM134 83V84H135ZM199 83V84H198ZM2 84V83H1ZM6 84V83H5ZM11 84V85H12ZM22 84V83H21ZM125 84V85H124ZM224 84L225 83H223V86H224ZM232 84V85H231ZM129 85H131V86H129ZM155 85V84H154ZM157 85V84H156ZM13 86V85H12ZM22 86H23V84H22ZM22 86L20 87L21 89H22ZM118 86V85H117ZM117 86H116V88L114 89V91H117ZM123 86H125L124 88H127L126 90L123 88ZM127 86H129V87H127ZM202 86V87H203ZM229 86V85H228ZM227 86V87H228ZM229 86V87H230ZM24 87H25V83H24ZM131 87V88H130ZM175 87V88H174ZM179 87V86H178ZM180 87H181V84H180ZM180 87H179V89H180ZM181 87V89H183ZM200 87V86H199ZM227 88V89H230L229 91H231L232 89H231V87L230 88ZM264 87V86H263ZM120 88V87H119ZM128 88H130V90L128 89ZM139 88V89H138ZM24 89V88H23ZM22 89V90H23ZM29 89V90H28ZM178 89V88H177ZM196 89H198L197 90V93H196ZM219 89V90H218ZM226 89V90H227ZM2 90H4V87H3V89H1V86H0V103H1V94H2ZM122 90H125L126 91V96H125V92L124 91H122ZM154 90V89H153ZM172 90L174 91V93L172 92ZM176 90V89H175ZM221 90H223L222 88H221ZM121 91L122 92H124V93H121ZM144 91V90H143ZM151 91H152V93H151ZM180 91V90H179ZM12 92V91H11ZM118 92V91H117ZM172 92V94L170 95V93ZM182 92V94H183V92H184V90L183 91H181ZM223 92V91H222ZM151 94L150 96H148L149 94ZM153 93H154V95H153ZM179 93V92H178ZM193 93H195V95L193 94ZM225 93H226V91H225ZM235 93V94H236ZM14 94H17V93H14ZM181 94V93H180ZM193 94V95H192ZM220 94V93H219ZM219 94L217 95V97L219 96ZM222 94V93H221ZM230 94V93H229ZM229 94L228 95H226L225 94V96L226 97H228L229 98ZM234 94V95H235ZM6 95V94H5ZM12 95H13V92H12ZM11 95V96H12ZM133 96V97H136V96ZM145 95V94H144ZM178 95V94H177ZM190 95H192V97L193 98H191V96ZM222 95H224V93L222 94ZM231 95V94H230ZM8 96V95H7ZM7 96H5V97H7ZM17 96H18V94H17ZM175 96V95H174ZM171 97V99L173 98H175V97ZM179 96V95H178ZM191 98V101H190V103L188 102L189 100H190V98ZM199 96V97H198ZM224 96V97H225ZM232 96V95H231ZM230 96V97H231ZM22 97V96H21ZM123 97H122V100H123ZM131 97V96H130ZM148 97V98H147ZM198 97V98H197ZM204 97V96H203ZM210 98V100H209V98ZM222 98V99H224L225 100V98ZM234 97H236V96H233V97H231V99L232 100H228V102H230V101H232V102H230V104L232 103V105L234 104V102L233 101H235V103H236V99H237V97H236V99L235 100H233V98ZM16 98V97H15ZM116 98H118V100L116 99ZM189 98V99H188ZM220 98V97H219ZM221 98L219 99V101H220V105L219 106H222L221 105V102H226L227 100H223V101H221ZM4 99V98H3ZM97 99H96V101H97ZM101 99V100H100ZM99 99V103L101 104V102L100 101H102L103 100V98H100ZM172 99V100H173ZM188 99V100H187ZM196 99H198L197 101H194V100H196ZM238 99V101H240ZM117 100V101H116ZM124 100H125V102H127L128 104H130L131 102V100L130 101H127V99H125L124 98ZM177 100H178V102H179V97L177 98ZM177 100H173L174 102L173 103H175V101H177ZM13 101V100H12ZM91 101H93V103L92 104H90V102ZM146 101V100H145ZM9 102V101H8ZM21 102V101H20ZM120 102V101H119ZM124 102V101H123ZM130 102V103H129ZM172 102V101H171ZM182 102L180 103L181 104V107H183L182 106ZM193 102H192V104H193ZM227 102V103H228ZM102 103L104 104V102L102 101ZM177 103V102H176ZM218 103V101L216 102V104L215 105H218L217 104ZM239 103V102H238ZM240 103H241V101H240ZM7 104V103H6ZM10 104V103H9ZM91 106H90V105ZM133 104V103H132ZM131 104V105H132ZM190 104V105H189ZM223 104V103H222ZM224 104H226V103H224ZM13 105H14V107H16L15 106V104L13 103ZM116 105V106H117ZM120 105V104H119ZM118 105V106H119ZM136 105V104H135ZM172 105H175V104H172ZM196 105H198L199 107H197ZM232 105H230V106H232ZM238 104H234L233 106H237ZM1 107H2V105H0ZM9 106V105H8ZM94 106V105H93ZM129 106V105H128ZM176 106H177V104H176ZM179 106L180 105H178V107L177 108H179ZM191 106V107H190ZM230 106H229V104L228 105H226V107H227V109H228V111H225L224 109H220L219 108V110H217L218 109V106L217 107H215L216 108V110L217 111H219L218 113L219 114H221V118H220V115L218 114V113H214V115H212V116H208V117H211V118H214V117H217V115H219V117H217L219 120L221 119H223L222 121H224L225 122V120H227V119H224L223 117L225 116V117H227V113L230 111V110H232L233 112L232 113H234V109H235V111H238V108H237V110H236V107H233L234 109H230ZM14 107L12 108L13 109V111L11 112L12 114V117L15 115V113L17 114V111L14 109ZM145 107V106H144ZM174 107V106H173ZM225 107V108H226ZM5 108V107H4ZM186 108V110L188 111V109ZM221 108H223V106L221 107ZM1 109V108H0ZM144 109V110H145ZM182 109V108H181ZM180 108H179V110H181ZM194 109H191L190 111H191V113L193 114L190 118H191V120L193 119L192 117L193 116H196V115H194V113H193V110ZM211 109V108H210ZM8 110V109H7ZM24 110V109H23ZM94 110H95V106H94ZM94 110H92L91 112H93ZM175 110H176V108H175ZM174 110V111H175ZM184 110H185V108H184ZM184 110H182L181 112H180V114H178V117L180 116V115H182L181 113H183V111ZM186 110H185V112H186ZM208 110V109H207ZM216 110L215 109H213V111L214 112H216ZM221 110H224L225 112H221ZM2 111V110H1ZM3 111H5V110H3ZM25 111H27V109L25 110ZM83 111V110H82ZM90 111V110H89ZM189 111V112H190ZM199 111V110H198ZM197 111V112H198ZM211 111V110H210ZM210 111H208V112H210ZM111 112V113H112ZM141 112V111H140ZM176 112V111H175ZM200 112V111H199ZM199 112L197 113L198 115H199ZM204 112H206V110L204 111ZM207 112V113H208ZM221 112V113H220ZM79 113H81V112H79ZM172 113V112H171ZM187 113V112H186ZM186 113H185V115H186ZM223 113H225L224 114V116L222 115ZM231 112L229 113L230 115L229 116H231V114H232ZM238 113V112H237ZM237 113H235L236 115H237ZM173 114H174V112H173ZM173 114L171 115V116H173ZM184 114V113H183ZM188 114H190V113H188ZM187 114V115H188ZM210 114V113H209ZM209 114H207V115H209ZM235 114H232V115H234V116H236ZM239 114V113H238ZM258 114H261L262 116H261V118H259V120H258V116H256V115H258ZM119 115V114H118ZM167 115L169 116L170 115V113H167ZM184 115V118L186 117ZM5 116V115H4ZM112 116H113V113H112ZM121 116V114L119 115V117ZM150 116H152V118L150 117ZM176 116V115H175ZM183 116V115H182ZM200 116H201V114H200ZM203 116H204V118L202 117H200V118H198V120L200 119V121H201V124H202V122H205V120H207V118L208 117H206V119H205V116H206V114L204 115L203 114ZM214 116V117H213ZM241 116H243V114H241ZM80 117V116H79ZM97 117V116H96ZM238 117H240V115L238 116ZM237 116L235 117V118H238ZM244 117V116H243ZM243 117H241L240 119H239V125H242V126H245L243 123V120L242 121H240L241 119H243ZM257 117V118H256ZM161 118V119H160ZM166 118L167 117H165L164 119L166 120ZM174 118V116L172 117V119ZM181 118V117H180ZM184 118H182L183 120V124H184V122H185V119ZM187 118V117H186ZM196 118H197V116H196ZM211 118H209L208 119V121H210L211 123H209L208 122V124H211V125H214V123L217 121V118H214L215 119V122L213 123V120L211 121ZM6 119V118H5ZM4 119V120H5ZM78 119V118H77ZM105 119V118H104ZM178 119V118H177ZM176 119V120H177ZM204 120V121H202V120ZM231 119V118H230ZM1 120V119H0ZM29 120V119H28ZM115 120H116V123H115V126H117V128H120L121 127V120L119 119V118H115ZM167 120H171L169 117H168V119ZM167 120H166V122L165 123H167ZM221 120H220V123H218V121L216 122V125H217V123L220 125V128L222 127V130H220V129H218L219 131H218V133H219V137L218 138H220V139H218L215 135H214V137H213V135L211 136L210 134H213V133H216L217 131H216V128H217V126L215 125L214 127V130H215V132H212L211 130H213V128H212V126H210V125H208V126H210L212 129H210V131H211V133H209L210 131H209V128L210 127H206L204 124L203 125H200V123H199V121H198V126L200 125V127L202 126V131H205V129H204V126H205V128H206V131L204 132V134L205 133H209V134H207V135H210L211 137H213V139L215 138V139H217L216 141L218 142L219 140V142H221V143H217V145H216V147H218L217 148V150L218 151H220L219 152V154H222L221 155V157H223L224 155L223 154H225L226 152H228L229 153V151L232 149V148H235L236 149V147H238L239 146V143H237L238 145H236V146H234V144L233 145H231V142L230 141H232L233 139H231V138H234L233 136H231V135H234V133H232V134H230L229 133V131L227 132L226 130L228 129V128H230L229 130H231V126L229 127L228 126V128L226 127L227 125L224 123V124H222V126H221ZM182 121H181V123H182ZM94 122V121H93ZM148 122V121H147ZM177 122V121H176ZM180 122V121H179ZM178 122V123H179ZM188 122L189 123H186V124H190V119H188ZM243 122V123H242ZM1 123V122H0ZM180 123V124H181ZM194 123L196 124V122L194 121V119H193V122H191V124H192V127H191V124H190V126L189 127H191V128H193L192 130H194L195 132H197V129H198V131L201 129L200 127L198 128L197 127V129H196V126L194 125ZM213 123V124H212ZM223 123V122H222ZM177 124V123H176ZM182 124V125H183ZM25 125H27V124H25ZM149 125V124H148ZM185 125V124H184ZM194 125V126H193ZM225 125V126H224ZM1 126V125H0ZM28 126H30V125H28ZM186 126H188V125H186ZM248 126V127H249ZM2 127V126H1ZM26 127V126H25ZM82 127H83V125H82V123L79 125V127L77 126V128H80V130L82 129ZM165 127H167V124H165ZM224 127H226L225 128V133H226V138L225 137H223V139H222V137H221V134H220V132L221 131H223V128ZM11 128V127H10ZM30 128V127H29ZM76 128V129H77ZM152 128V127H151ZM155 128V127H154ZM163 128V129H162ZM187 128V127H186ZM241 128V127H240ZM155 129V130H156ZM208 129V130H207ZM242 129V128H241ZM25 130V129H24ZM172 130V129H171ZM173 130H175V129H173ZM242 130V131H243ZM1 131V130H0ZM27 131V130H26ZM162 131H164V132H162ZM201 131V132H202ZM209 131V132H208ZM247 131V132H246ZM3 132V131H2ZM80 132V131H79ZM172 132H174V131H172ZM176 132V134H177V131H175ZM200 131H199V133H201ZM233 132V131H232ZM8 133V132H7ZM26 133V132H25ZM30 133V132H29ZM155 133H153L154 134V136H155ZM159 133H161V134H159ZM198 133V132H197ZM198 133V135H199V138L201 139L202 137H200V135L202 136V134H199ZM227 133H229L230 135H228V136H230L231 138V140L230 139H228V136H227ZM2 134V133H1ZM1 134H0V136H1ZM11 134H14V133H11ZM174 134V133H173ZM204 134H203V138H204ZM8 135V134H7ZM78 135L80 136V134L78 133V131H77V137H78ZM162 135V136H161ZM205 136V138L207 137V139L209 138L210 139V137L209 136ZM21 136V135H20ZM171 136V135H170ZM174 136V135H173ZM172 136V137H173ZM177 136V135H176ZM179 136V135H178ZM153 137V136H152ZM156 137V138H157ZM4 138V137H3ZM2 138V139H3ZM20 138V137H19ZM177 138V137H176ZM203 138L201 139L202 141H201V144H202V142H203V144L202 145H205L206 146V141L204 142L203 141ZM225 138V139H224ZM9 139V138H8ZM160 139V138H159ZM173 139H175V138H173ZM181 139V138H180ZM185 139V138H184ZM206 139V140H207ZM214 139V140H215ZM22 140V139H21ZM24 140V139H23ZM158 140V139H157ZM178 140H179V137H178ZM185 140H187V139H185ZM189 140V139H188ZM205 140V139H204ZM211 141H214V140H212V138L210 139ZM209 140V141H210ZM222 140V141H221ZM225 140V141H224ZM227 140H230V141H228L226 144L224 143V142H226ZM11 141H13V140H11ZM182 141V140H181ZM208 141V143L207 144H209V145H211V148L213 147L212 145H214L215 146V143H216V141H214L215 143H210ZM224 141V142H223ZM156 142V141H155ZM160 142V141H159ZM222 142L224 143V145H222ZM233 142L236 144V142L233 140ZM237 142H238V140H237ZM0 143H2V142H0ZM5 143V142H4ZM158 142H156L155 144H157ZM172 144H173V140H172V142H171ZM177 143V142H176ZM180 143V142H179ZM184 143V142H183ZM188 143V142H187ZM244 143H243V145H244ZM245 143V144H246ZM12 144H13V142H12ZM20 143H18V145H19ZM160 144V143H159ZM171 144V145H172ZM189 144L191 145V146H194V147H196L195 145H192V143L191 142H189ZM188 144V146H189V150H188V152H190L188 155L189 156H193V152H196V153H194V155H196L195 157H196V159L195 160H193L191 157H189V156H187V157H189V158H191L190 160H191V162H192V160H193V162L195 161V164H196V162H198L199 160L198 159H201V157L203 156V155H205V156H207V154L209 153V156H208V158L207 159H209L208 160V163H205L207 160H205L203 157V160L205 161V162H202V159H201V161L200 162H198L199 164H197L196 166H195V164L193 163V165L195 166V169L197 168V171H202V166L204 167V164H207V165H210V164H212V163H209V162H211L210 160H212L213 161V154H212V156H211V151L208 149V147H210L209 145H208V147L206 148L205 146H202V148L205 150V148L206 149H208L209 150V152L208 153H206V152H204V150H203V153H205V154H201L202 156H200L199 155V158L197 157L198 155H197V152L199 151V149L196 151V150H194L193 151V149H192V147L190 146ZM193 144H194V142H193ZM222 145V148L223 149H220V146ZM229 144V145H228ZM246 144V145H247ZM11 145V144H10ZM9 145V146H10ZM174 145V144H173ZM226 145V146H225ZM240 145H242V141H240ZM242 145V146H243ZM21 146V145H20ZM107 147H108V144L106 145ZM160 146V145H159ZM158 146V147H159ZM182 146H183V144H182ZM242 146H239L240 148L242 147ZM263 146V147H262ZM7 147V146H6ZM11 147V146H10ZM109 147H111V146H109ZM157 147V148H158ZM174 147H176V146H173V148ZM180 147V146H179ZM245 148H246V146H244ZM3 148V147H2ZM17 148H18V146H17ZM65 148V147H64ZM67 148V147H66ZM177 148V147H176ZM182 148V147H181ZM192 150H191V149ZM257 148V149H258ZM180 149V148H179ZM179 149H177L176 151L178 152V150ZM183 149H185V147H183ZM181 150V152L183 151V156H185V152H187V151H185V150ZM196 149V148H195ZM242 149H244V148H241V151L243 152V151H245V149L244 150H242ZM261 149V150H262ZM67 150V149H66ZM186 150H187V148H186ZM207 150V151H208ZM212 150V149H211ZM215 150V149H214ZM216 150V152H218ZM240 150V149H239ZM239 150L237 149V153L236 154H238V155H236L235 153H233V150H232V153H233V156L234 155H236V156H239ZM6 151V150H5ZM15 151H18V149L17 150H15ZM99 151V150H98ZM123 151V150H122ZM191 151H193V152H191ZM3 150L0 148V176L1 175H5V174H9V172L10 173H14V169L12 168V165H13V163L15 162V161H18L17 160V154L16 155H14L13 157H11V159H9V160H7V161H5L4 160V155H3ZM173 152H174V150H173ZM180 151L178 152L179 154L181 153ZM200 152H201V150L199 151V154H200ZM215 152V153H216ZM231 152V151H230ZM246 153H247V151H245ZM245 152H243L244 154H245ZM252 152H253V150H252ZM263 152V151H262ZM33 153V151H29V153H25V154H23V156H24V160H25V163H26V165H27V167H28V169H31V167H32V154H34ZM123 153V152H122ZM125 153V152H124ZM175 153V152H174ZM173 153V154H174ZM178 153H176V154H174L173 155V158H176L177 157V155H178ZM202 153V152H201ZM5 154V153H4ZM108 154H109V152H108ZM110 154H111V152H110ZM114 155H115V153H113ZM126 154V153H125ZM125 154L123 155V154H120V156L121 155H123V156H125ZM129 154V153H128ZM127 154V155H128ZM165 154H167V153H165ZM191 154V155H190ZM219 154H217V155H219ZM253 154H255V153H253ZM263 154V153H262ZM98 155L100 156L101 155V151H99V153H98ZM112 155V154H111ZM117 155V154H116ZM115 155V156H116ZM147 155V154H146ZM181 155V154H180ZM217 155L215 154V156L217 157ZM240 155H241V153H240ZM249 155V154H248ZM247 154L243 157V159H242V157H240L241 158V160H243V162L242 161H239V164L240 165H245V164H241V163H244V158H245V162L247 161L246 159L247 158H249V157H251V156H249V157H246V156H248ZM264 155V154H263ZM98 156V157H99ZM110 156V155H109ZM132 156V155H131ZM168 156H169V153H168ZM168 156H166V158L168 157ZM179 156V155H178ZM182 156V155H181ZM232 156V157H233ZM236 156L235 157H233V159L235 158V160L234 161H236ZM242 156H243V154H242ZM6 157V156H5ZM170 157H171V160L170 159H167L166 160V162H168V160H170V161H174L173 160V158H172V154L170 155ZM180 157V156H179ZM194 157V156H193ZM210 157H211V159H210ZM216 157H214V158H216ZM264 157V156H263ZM120 158H122V157H120ZM165 158V159H166ZM178 158V157H177ZM183 158V157H182ZM181 157H180V159L179 160H175V162L176 161H180V163H179V167H178V169H176V168H172V171H173V169H174V172H176V170H177V172L176 173H174V176L176 177V174L178 173V180H179V184H181V186H185V185H183V183L185 184L186 182L187 183H191V185L194 183V185L193 186H195L196 184H195V182L197 183V188H198V186L200 185L201 186V184L203 185V183L204 182H207V181H204V179L206 180V178H204V175L203 174H201V175H199L200 173H194L196 170L194 169V168H192V169H194L193 171L192 170H190V168L192 167L191 165V163H189L188 165L189 166H191L190 168H189V172H191V175L192 174H194L193 176H194V179H192V177L193 176H191V177H189V174H187V167H186V165L184 166L183 165V162L185 163V161L183 160L184 158H185V160L186 161H188L187 159H186V157H184L183 159H182ZM231 158V157H230ZM238 158V157H237ZM18 159H20V157H18ZM60 159V160H59ZM61 159H63V158H61V157H59L58 156V159H57V163L58 164H60V163H62V161H61ZM70 159V158H69ZM161 159H162V157H161ZM219 159V161H221L222 159L224 160H222L221 162L222 163H224L225 162V159L224 158H218ZM239 159V158H238ZM128 160V159H127ZM126 160V161H127ZM216 160H217V158H216ZM216 160L214 161V163H218V165H215V164H212V165H214L215 167H216V169L215 168H213V167H211V168H213V169H215V171L217 172V174L218 173H222L221 171L222 170H224L223 171V175H226V173H225V171L227 170H225V169H223V167H220V164H221V162L219 163V161L218 162H216ZM249 160H251L252 161V158H249L248 159V161ZM58 161H61V162H58ZM69 161V160H68ZM125 161V162H126ZM163 161H164V159H163ZM183 161V162H182ZM247 161V162H248ZM19 162V164H21V162H23L22 161V158H21V160L20 161H18ZM112 162H114V161H112ZM128 162V161H127ZM241 162V163H240ZM255 162V160L253 161V163ZM116 158H115V162H114V164L113 165H116V164H118V163H116ZM173 163V162H172ZM178 163V162H177ZM187 163V162H186ZM203 165H202V164ZM238 163V162H237ZM236 163V167L238 166V167H240L238 164ZM23 164H24V162H23ZM110 164H112V163H110ZM176 164V163H175ZM225 164V163H224ZM233 164H235V163H233ZM248 166H249V164H250V166L248 167L247 165V170H249V171H252L251 172V174H252V176H254L255 174H256V172H253L254 170L256 171L257 169H254L253 168V166H255V165H253L252 166V164H251V162L249 161L248 163ZM264 164V161H263V163H262V167L264 166L263 165ZM199 165H201V168H199ZM206 165V166H207ZM51 166H53V165H51ZM175 165H174V167H176ZM198 166V167H197ZM222 166V165H221ZM243 166H241V167H243ZM252 166V168H253V170H251V169H249L250 167ZM14 167V166H13ZM66 167V166H65ZM115 167V166H114ZM187 169H186V168ZM225 167H227V166H225ZM235 167V165H234V172H237L236 170H239V169H237ZM261 167V168H262ZM55 168V167H54ZM116 168H117V170H118V166L116 165ZM121 169H119V170H122V169H125V168H127V167H120ZM243 168H245V167H243ZM199 169V170H198ZM201 169V170H200ZM203 169H206V167H204ZM211 170V172L210 173H213V171L214 170ZM219 169H220V171H219ZM222 169V170H221ZM236 169V170H235ZM41 170V169H40ZM56 170H57V168H56ZM246 170V169H245ZM245 170H242L241 169V172H244ZM261 170H263V171H261ZM58 171V170H57ZM171 171V172H172ZM262 172L261 173V175H259L258 173V175L257 176H260V177H262L261 179L259 178V183L260 184H256L257 185V187L254 185V184H252L251 182L253 181V180H255V179H253L252 177H251V179L249 180V182L251 183V184H249V185H254V186H252V187H254L253 189L254 190H252V193H251V195L253 194V192H256L257 193V191H258V193H259V191H260V193H259V195H258V193H257V195L260 197V194L262 193L263 195H264V167L262 168V169H260L259 170V172ZM25 171H23V173H24ZM68 172V171H67ZM116 172V171H115ZM193 172V173H192ZM227 172V171H226ZM229 172V171H228ZM227 172V173H228ZM232 172V171H231ZM22 173V172H21ZM173 173V172H172ZM209 173V175L208 176H210V177H212V174H210ZM225 173V174H224ZM54 174V173H53ZM99 174V173H98ZM187 176H186V175ZM195 174H197L198 176L197 177H200V178H202L203 177V179H200L199 181H200V183L198 184V178H196L195 176ZM206 174H208V173H206ZM236 174V173H235ZM245 174V172L243 173V175ZM246 174H248L247 173V171H246ZM251 174L249 173L248 174V176H251ZM21 175V174H20ZM24 175L25 174H23V177H24ZM47 175H49V174H47ZM68 175H69V172H68ZM171 175V174H170ZM218 175H221V174H218ZM236 175H238V174H236ZM22 176V175H21ZM41 176V175H40ZM45 176V175H44ZM121 176V175H120ZM173 176V177H174ZM185 176L187 177L186 179H184L185 178ZM222 176V175H221ZM226 176H228V174L226 175ZM225 176V177H226ZM233 176L235 177V175L233 174ZM256 176V175H255ZM56 177V176H55ZM60 177V176H59ZM176 177V178H177ZM189 177V178H188ZM209 177V178H210ZM223 177V179H225L226 180V178H224V176H222ZM229 177V176H228ZM41 178V177H40ZM53 178V177H52ZM130 178V177H129ZM160 178V180H158L159 181V183L158 182H156V178H154V179H156V180H154L155 181V183H153L155 186H156V183H158V184H164V182H166L165 180H164V182H161V177H159ZM195 178H196V181L195 182H193L194 180H195ZM208 178V177H207ZM218 178H220V181H219V179H218V184H217V186L219 187V188H221V189H219V190H223L224 188H225V186H226V191H222V192H220L221 193V196H222V194L224 193V195H223V197H228L230 194H232L233 195V191H234V194L236 195L237 193H239V191L241 192V191H243V193H245L244 192V190H242L241 189V187H239V186H237V187H239V190H238V188H234V186H236V184L234 183V185L232 186L231 184V186L229 185V182L231 181V179L230 178H227L228 180H227V182H228V184H227V182L226 183H224V181L222 182L221 180H223L220 176L218 177ZM236 178H239V175L238 176H236ZM243 178V180L246 178H244V177H242ZM257 178V177H256ZM165 179V178H164ZM191 180V181H189L188 182V180ZM212 179H213V177H212ZM239 179H241V177L239 178ZM249 179V178H248ZM6 180V179H5ZM4 180V181H5ZM51 180V179H50ZM171 180H173V182L175 181L176 182V180L177 179H172L171 178V176H170V181ZM202 180L204 181L203 183H201L202 182ZM211 180V179H210ZM236 180V179H235ZM245 180H247V178L245 179ZM252 180V181H251ZM32 181V180H31ZM30 181V182H31ZM35 181L36 180H33V183H35ZM163 181V180H162ZM186 181V182H185ZM237 181V180H236ZM239 181V180H238ZM237 181V182H238ZM240 181H242V179L240 180ZM239 181V182H240ZM39 182V181H38ZM41 182V181H40ZM126 182V181H125ZM168 183L167 184H169V180L167 181ZM172 182V181H171ZM170 182V183H171ZM175 182H174V184H175ZM236 182V183H237ZM238 182V183H239ZM248 182V181H247ZM248 182V183H249ZM254 182V181H253ZM255 182H256V180H255ZM4 183H6V182H4ZM15 183V182H14ZM152 183V182H151ZM178 183V182H177ZM230 183H233V182H230ZM237 183V184H238ZM245 183V182H244ZM25 184V183H24ZM41 184V183H40ZM60 184V183H59ZM128 184V183H127ZM157 184V185H158ZM166 184V183H165ZM164 184V185H165ZM167 184L165 185V186H167ZM178 184V185H179ZM239 184H241V183H239ZM238 184V185H239ZM5 184H3L1 181H0V194H2V192H4V194L5 193H9V196H10V199L8 200H4L3 198H4V196L1 198L0 197V221H3V222H8V223H10V220H11V218L13 219V217H14V213L15 212H17V211H19V210H21L22 211V209H28V207H29V209H28V211L31 209V207H30V204H29V202L30 201H34V199H31L30 197H29V194H26L25 193V195H24V193L23 194H21L20 192H19V194L18 195H15L13 192L14 191H12V189H11V187H10V189H6L5 187L6 186H4ZM30 185V184H29ZM61 185V184H60ZM73 185V184H72ZM120 185H122V184H120ZM162 185H159V186H161V188H163L164 187V189L163 190H167L166 189V187L165 186H163L162 187ZM171 185H173L172 183H171ZM177 184H175L174 186H176ZM177 185V186H178ZM16 187L18 186L17 184L15 185ZM62 186H63V184H62ZM155 186H153V188L155 187ZM159 186H158V188H159ZM169 186V185H168ZM167 186V187H168ZM174 186H170V190H172V187H174ZM186 186H187V184H186ZM185 186V187H186ZM193 186H190L189 187V185L187 186V191H186V193L187 192H189L190 191V193H191V195L192 194H195L196 195V191L194 192V193H192L191 191H192V189L193 188H195L196 189V187H193ZM199 186V187H200ZM241 186V185H240ZM258 186H259V189H257L258 188ZM15 187V188H16ZM31 187H32V184H31ZM182 187V188H183ZM227 187H230V188H227ZM15 188H14V190H15ZM59 188V187H58ZM65 188V187H64ZM157 188V187H156ZM176 188H179V187H176ZM175 188V189H176ZM181 188V189H182ZM223 188V189H222ZM232 188H234V190L232 191V193H229V195H226V194H228L227 193V190L228 189H232ZM246 188V187H245ZM248 188V187H247ZM135 189V188H134ZM152 189V188H151ZM174 189V188H173ZM174 189V190H175ZM180 189V188H179ZM199 189V188H198ZM197 189V190H198ZM241 189V190H240ZM255 189H257V191L255 190ZM1 190H2V192H1ZM153 190V189H152ZM155 190V189H154ZM162 190V189H161ZM225 190V189H224ZM238 192H237V191ZM69 191V190H68ZM128 191V190H127ZM131 191V190H130ZM179 191V190H178ZM45 192H47V191H45ZM152 192V191H151ZM155 192V191H154ZM176 192H177V190H176ZM208 192V191H207ZM207 192H205L207 195L206 196H208L209 198H207L206 196H205V194H203L202 196L204 197V198H199V197H197V196H195V198L197 199H195L193 196L194 195H192L191 197L189 196V202H190V204L192 205V203L191 202H193V203H195V201H197L198 202V199L200 200L201 199V202L203 203L204 201L206 202L208 199H209V201H207V203H206V205H204L205 204V202H204V204H202L201 205V207H200V204L199 203H197L198 204V206H199V208L197 209V211L198 212H200V214L201 213H203V212H201V211H199V210H201V209H203V210H205V208H206V210L204 211V212H207V215L209 214V213H211L212 215L210 216L209 215V217H213V219H211V222L212 221H214V214H215V212H214V214H213V211H215V210H217V209H214V208H216V207H214L215 205H217L218 206V202H221L220 200H222L221 199V197H220V200H219V198L218 197H216V196H218V194H216V196H214V197H212V194H213V192H210V194H208ZM225 192H226V194H225ZM60 193V192H59ZM59 193H58V195H59ZM138 193V192H137ZM185 193V192H184ZM190 193L189 194H187V196H186V198L188 197V195H190ZM220 193H219V196H220ZM242 192H241V194H243ZM250 193V192H249ZM255 193V194H256ZM3 194V195H4ZM39 194V193H38ZM47 194V193H46ZM240 194V193H239ZM241 194H240V196L237 194L236 196H238V197H236L237 199L239 198V199H241ZM255 194L254 195H252V196H255ZM41 195V194H40ZM66 195V194H65ZM71 195V194H70ZM125 195H127V194H125ZM136 195V194H135ZM178 195V194H177ZM184 195H186V194H184ZM214 195H215V193H214ZM245 194H243L242 195V197L244 196ZM2 196V195H1ZM50 196V195H49ZM48 196V197H49ZM60 196V195H59ZM211 196V197H210ZM258 196H255L257 199H255V197H252V200L253 199H255L254 201H257V202H259V203H256V202H254V201H252L249 197H251V196H249V194H248V196H247V198H249V199H246V201L248 202V201H252V202H254V203H252V204H250V206L252 205V207H258V209H261V210H263L264 211V203H262V202H264V199L262 200L261 198H264V196H262L261 198H260V200H258L259 199V197ZM53 197H56V196H53L52 195V198ZM126 197V196H125ZM124 196H123V199L125 198ZM205 197H206V199H205ZM222 197V198H223ZM230 197H233V196H231L230 195ZM230 197H229V199L227 198H224L223 199V205L222 206H225V203L226 202H228V200H229V202H230ZM42 198V197H41ZM51 198V197H50ZM51 198V199H52ZM59 198V197H58ZM63 198V197H62ZM65 198V197H64ZM131 198H133V197H131ZM191 198H192V200L193 199H195V200H193V201H191ZM212 198V199H211ZM213 198H215L216 200L214 201L213 200ZM218 198V199H217ZM36 199H40V197H36ZM48 199V198H47ZM144 199V198H143ZM188 199V198H187ZM236 199V200H237ZM238 199V200H239ZM244 199V198H243ZM38 200H36V201H38ZM55 200V199H54ZM53 200V201H54ZM172 200V199H171ZM226 200V201H225ZM232 200V199H231ZM40 201H42V200H40ZM119 201V200H118ZM176 201V200H175ZM210 201H213L214 203L216 202L217 204H215L214 206H213V204L212 203H208V202H210ZM224 201H225V203H224ZM240 201V200H239ZM244 201V200H243ZM242 201V203H244V206L246 207V205H248V204H246L245 205V202H243ZM262 201V202H261ZM70 202V201H69ZM111 202V201H110ZM113 202V201H112ZM172 202V201H171ZM189 202H188V204H189ZM54 203V202H53ZM61 203V202H60ZM146 203V202H145ZM256 203V204H255ZM38 204V203H37ZM56 204V203H55ZM54 204V205H55ZM102 204V203H101ZM182 204H184V203H182ZM197 204H194V206L196 205L197 206ZM228 204V203H227ZM226 204V205H227ZM255 204V205H254ZM44 205H47V204H44ZM107 205V204H106ZM170 205V204H169ZM168 205V206H169ZM208 205H209V208L211 207V206H213L211 209H213V210H211V209H207V207H208ZM211 205V206H210ZM254 205V206H253ZM174 206V205H173ZM190 206V205H189ZM193 206V205H192ZM205 206H207V207H205ZM220 206V205H219ZM222 206H221V208H222ZM242 207H243V204L241 205ZM65 207H67L66 205H65ZM167 207V206H166ZM181 207H183V205L181 206ZM191 207V206H190ZM205 207V208H204ZM241 207V210H243V209H245V208H242ZM256 207V208H257ZM33 208V207H32ZM37 208H39V207H37ZM201 208V209H200ZM221 208H218V210L220 209L221 210ZM247 208V207H246ZM256 208H253L254 210H252V208H251V210H252V212L254 211H257V210H255ZM34 209V208H33ZM35 210V209H34ZM33 210V211H34ZM62 210V209H61ZM170 210V209H169ZM251 210H250V212H249V209H248V213H250V214H245L244 213V210L243 211H241V213H240V216H239V219L237 218V222L238 221H240V223L242 224V223H244V222H247L248 223V221L250 222L249 224L250 225H252L253 224V222H255L256 223V221H257V219H259V217H260V219H259V221H261V222H263V219H264V212H262L261 210V212H262V214H261V212H259V210H258V212H255V215L253 214V213H251ZM20 211V212H21ZM38 211V210H37ZM58 211H59V209H58ZM150 211V210H149ZM167 211V210H166ZM212 211V212H211ZM23 212H25V211H23ZM35 212V211H34ZM197 212V215L199 214ZM221 212H223V211H221ZM243 212V213H242ZM29 213V212H28ZM64 213V212H63ZM71 213V212H70ZM75 213V212H74ZM189 213H191L190 211H189ZM258 215H257V214ZM261 214V216H259L260 214ZM29 214H31V210H30V213ZM69 214V213H68ZM72 214V213H71ZM92 214V213H91ZM103 214V213H102ZM167 214V213H166ZM170 214V213H169ZM199 214V215H200ZM206 213H203L202 215H201V217H200V220H199V215L197 216L198 218V220H199V222H201V226H199V228H200V230H201V228H202V226H204V225H212L211 224V222H209L210 221V219L208 218V216H206L205 215ZM219 214V213H218ZM223 214V213H222ZM251 214H252V216H251ZM16 215V214H15ZM34 215V214H33ZM101 215V214H100ZM206 217H205V216ZM250 215V216H249ZM257 215V216H256ZM13 216V217H12ZM25 216V215H24ZM37 216V215H36ZM182 216H184V215H182ZM186 216H187V214H186ZM204 216V217H203ZM255 217L256 216V220L255 219H253V220H250V219H252L251 217ZM259 216V217H258ZM263 216V217H262ZM30 217V216H29ZM106 217V216H105ZM190 217H191V215H190ZM203 217V218H202ZM258 217V218H257ZM262 217V218H261ZM15 218V217H14ZM205 218H207V219H209V220H207V219H205ZM33 219V218H32ZM76 219V218H75ZM190 219H192V217L190 218ZM203 219V220H202ZM205 219V220H204ZM217 219V218H216ZM262 219V220H261ZM18 220V219H17ZM184 220H186V219H184ZM202 220V221H201ZM243 220V221H242ZM247 220V221H246ZM205 221V222H204ZM206 221H208V223L206 222ZM28 222V221H27ZM180 222V221H179ZM24 223V222H23ZM63 223V222H62ZM65 223V222H64ZM182 223H183V220H182ZM203 223H204V225H203ZM206 223V224H205ZM210 223V224H209ZM233 223H235V222H233ZM254 223V224H255ZM66 224V223H65ZM68 224V223H67ZM96 224V223H95ZM176 223H174V225H175ZM186 224V223H185ZM215 224V223H214ZM219 224V223H218ZM223 224V223H222ZM236 224V223H235ZM263 224H264V222H263ZM166 225V224H165ZM169 225V224H168ZM226 225V224H225ZM244 225H245V223H244ZM247 225V224H246ZM257 224H255V225H253V226H255V228H257L258 227V225L256 226ZM10 226H12V225H10ZM188 226V225H187ZM216 226H217V224H216ZM249 226V225H248ZM253 226H249L250 228H254ZM1 227V226H0ZM87 227V226H86ZM89 227V226H88ZM180 227V226H179ZM189 227V226H188ZM208 227V226H207ZM210 227V229L212 230V228H213V226H212V228H211V226H209ZM224 227V226H223ZM29 228V227H28ZM94 228H96L95 226H94ZM168 228H169V226H168ZM204 229H202V231L203 232H205L206 230H207V228H206V226H204L203 227ZM218 228H222L221 226L220 227H218ZM217 228V231L219 230ZM4 229V228H3ZM2 228H0V239L1 238H3L4 236H6V233H8V235H7V237H4L3 239V242H1L0 243V264H18L17 263V259H15V257L13 256V255H11V250H9V249H7V246H8V243H6V242H9L8 241V239L9 238H11V237H9V232H7V230H6V232H5V230H3ZM84 228H82V230H83ZM87 229V228H86ZM97 229V228H96ZM104 229V228H103ZM176 229V228H175ZM189 228H187L186 229V231L188 230ZM195 229V228H194ZM206 229V230H205ZM222 229H224V228H222ZM221 229V230H222ZM12 230V229H11ZM93 230V229H92ZM99 230H101V229H99ZM177 230V229H176ZM184 230V229H183ZM200 230H198L199 232H200ZM211 230H209V231H211ZM221 230H219L217 233H221L222 231ZM258 230V231H257ZM259 227L257 228V229H255L254 231H257V232H259ZM10 231V230H9ZM23 231V230H22ZM86 231V230H85ZM91 231V230H90ZM193 232H194V230H192ZM191 231V232H192ZM196 231V230H195ZM201 231V233H203ZM208 231V230H207ZM221 231V232H220ZM251 231V230H250ZM249 231V233H252V232H250ZM5 232V233H4ZM89 232V231H88ZM192 232V233H193ZM213 231H211V233H212ZM224 232V231H223ZM221 233V235L222 234H224V233ZM13 233V232H12ZM15 233H17V232H15ZM171 233H173V231L171 232ZM197 233V234H196ZM205 233H207V235L206 236H209L208 237V240H206L207 238L206 237H204V240H206L205 241V243H206V245H207V243L211 240H209V238H212L213 236H214V239L212 240V243L211 242H209L208 244V246H210L211 244H214L215 242H217V241H215V242H213L214 240H215V235H216V233L214 234V232L211 234L212 235V237L210 236V233L209 232H205ZM205 233H203V235H201V240H202V237L203 236H205ZM209 234V235H208ZM255 234V233H254ZM15 235V234H14ZM20 235V234H19ZM188 235V234H187ZM192 235V234H191ZM193 235H194V233H193ZM192 235V236H193ZM195 235H197V236H200L199 234H198V232L196 231L195 232ZM249 235H252V234H249ZM184 236H185V240H184ZM183 237H181V239L183 238V240H181V242L179 243V244H181V245H183V241H184V244L185 243H187V242H185V241H187V239H186V237H188V236H186V235H184ZM191 236V237H192ZM197 236H195V238L197 239L198 237ZM220 236V234L219 235H217V237H219ZM13 237V236H12ZM15 237V236H14ZM13 237V238H14ZM194 237V236H193ZM216 237V238H217ZM254 237V236H253ZM5 238H7V239H5ZM13 238L11 239V241L13 240ZM194 238V239H195ZM200 238L199 239H197V240H199V241H201L200 240ZM222 238V239H221ZM223 238H224V235H222V237L220 236V238L219 239H221V241H223ZM257 238V237H256ZM190 239V238H189ZM258 239V238H257ZM10 240V239H9ZM217 240H218V238H217ZM15 241V240H14ZM14 241H12L13 243H14ZM91 241V240H90ZM190 241H191V239H190ZM190 241H188L189 243H190ZM196 241V240H195ZM195 241H192V242H194L195 243ZM208 241V242H207ZM192 242H191V244H192ZM219 242V241H218ZM217 242V243H218ZM6 243V244H5ZM16 243V242H15ZM14 243V244H15ZM203 243H204V241H203ZM205 243L202 245L201 244V242H197V245L198 244H201V250H200V252L198 251V249H199V247H200V245H198L197 246V248H196V250H195V252H197L196 253V255L198 256L199 254H200V256L202 255L203 257H204V253L202 252V251H204L205 252V250L206 251H208V249H206V248H203V246H205ZM211 243V244H210ZM222 243V242H221ZM225 243V242H224ZM2 244V245H1ZM12 244V243H11ZM216 244V243H215ZM214 244V246H216ZM250 244H251V242H250ZM10 245V244H9ZM217 245H219L220 246V243L219 244H217ZM213 246V245H212ZM218 246V248H220ZM222 246H224V244H222ZM9 247V246H8ZM10 247H11V245H10ZM217 247V246H216ZM257 247V246H256ZM12 248H13V245H12ZM16 248V247H15ZM203 248V249H202ZM223 249H226V248H223ZM222 249V250H223ZM252 249V248H251ZM12 250H14V249H12ZM209 250H210V247H209ZM227 250V249H226ZM224 251V250H223ZM4 252H7V254L8 255H5L4 254ZM209 252V251H208ZM212 253H213V251H211ZM13 253H14V251H13ZM206 253V252H205ZM215 253H216V249H215ZM215 253H213V254H215ZM223 253V252H222ZM204 254V255H203ZM213 254H211L210 252H209V256L207 255V253H206V255H207V257H208V259H206L207 257H206V255H205V257L206 258H202V259H206V261L207 260H209V261H207L206 263L203 261V263L204 264H209V263H211V261H210V259H211V257L213 258L214 257V255ZM220 254V253H219ZM224 254V253H223ZM227 254V253H226ZM252 254H253V252H252ZM195 255V256H196ZM38 256V255H37ZM163 256H165V255H163ZM167 256V255H166ZM196 256V257H197ZM200 256H198V259H199V261H201V257ZM218 254H216V261L217 260H219V262L221 263V262H224L225 261V259H226V257L224 258V260L223 261H221L220 259H217L218 257H220V255L218 256ZM257 256V255H256ZM139 257V256H138ZM162 257V256H161ZM200 257V258H199ZM214 257V258H215ZM235 257V256H234ZM239 257V256H238ZM248 257V256H247ZM167 258V257H166ZM192 258V257H191ZM228 258V257H227ZM253 258V257H252ZM193 259V258H192ZM245 259H246V257H245ZM260 259H262V258H260ZM140 260H142V259H140ZM197 260V259H196ZM196 260H195V262H196ZM211 260H214V259H211ZM228 260V259H227ZM193 261H194V259L192 260V263H193ZM198 261V260H197ZM198 261V262H199ZM237 261V260H236ZM20 262V261H19ZM198 262H196V264L198 263ZM202 262V261H201ZM218 261L217 262H212V264L214 263V264H216V263H218V264H220ZM226 262V261H225ZM224 262V263H225ZM231 262V261H230ZM126 263V262H125ZM139 263V262H138ZM190 263H191V261H190ZM189 263V264H190ZM200 263V262H199ZM198 263V264H199ZM202 263V264H203ZM132 264H134L133 262H132ZM161 264H162V262H161ZM222 264V263H221ZM231 264V263H230ZM240 264V263H239ZM244 264V263H243ZM250 264V263H249Z\"/></svg>",
  "mask_w": 264,
  "mask_h": 264
},
{
  "label": "crops",
  "instance_id": "0c3cea01",
  "mask_svg": "<svg viewBox=\"0 0 264 264\" xmlns=\"http://www.w3.org/2000/svg\"><path fill=\"white\" fill-rule=\"evenodd\" d=\"M25 33H26V35L28 37V40L31 41V39H30V33H28V30L27 29L25 30Z\"/></svg>",
  "mask_w": 264,
  "mask_h": 264
}]
</instances>
